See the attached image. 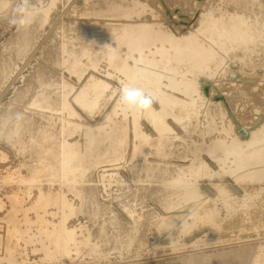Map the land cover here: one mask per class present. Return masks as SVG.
<instances>
[{"label":"rangeland","instance_id":"obj_1","mask_svg":"<svg viewBox=\"0 0 264 264\" xmlns=\"http://www.w3.org/2000/svg\"><path fill=\"white\" fill-rule=\"evenodd\" d=\"M1 2H0V7H2V9H0V62H1V60L3 61L2 63H0L1 64V68H0V134L2 135L1 137H0V256H1V254L2 253H4L5 252V250H3L4 249V247L2 248V246H3V244L1 243L2 241H3V239L5 238V240L7 239V238H11V239H14V238H17V235H19V234H21V233H24V232H26L28 229L29 230H31L32 232L34 231H38V226H40V224L42 223L41 222V219H42V221H45L44 223H49L50 225L51 224H54V223H56L57 222V219H59L60 217H61V213H59V212H61V211H63V213L65 214L66 213V216H68V222H69V224L70 225H73V226H76V227H78L77 228V230L79 231V232H77L76 233V235L79 237H77V242H78V244L80 245V246H78V252H77V254H76V256H74L73 258L74 259H71V258H67V256H64L63 257V259H64V261L62 262V261H58V260H60L59 258H58V256H59V254L58 253H53L54 252V250H52L53 252H52V254L50 253V252H48L47 250H45V248L43 247L44 246V243H46L45 241H41V240H39L40 239V237H39V235L37 234V237L39 238H37L36 239V237H34V239H35V242H30V241H27L28 243H27V246L28 247H26L27 249H26V253H28V258H31L32 260H29V259H23L22 258V260H21V257H17L16 259L18 260V263H17V261L16 262H14V264L16 263V264H26L27 262H28V264H49L48 262L50 261V264H148V263H152V264H182L181 263V258H178L177 256H179V257H181V255L184 253L185 255L187 254V255H189V253H200L201 251L203 252V251H214V250H220V249H222V248H226L228 245V247L227 248H230V249H233V247L234 246H237V248L236 247H234V248H236V249H238V247L239 246H241L242 245V243H243V245H249V246H253V248H255V250L256 249H264V211L262 210V209H259L260 207H259V203L257 202V203H252L253 201H252V199H251V195H253V196H255V195H257V193L259 192V190H260V187H256V186H254V188H252L253 186H251L250 184H248V186H241V185H239L238 183H236L235 182V178L236 177H239V175L241 176L242 174L244 175V171H237L234 175H230V174H228L227 175V182L223 185H219V186H221V187H212V185L210 184V183H208L207 181H206V177L210 174L209 172H207L206 171V169H203V168H200V167H202L201 166V164L203 165V163H207V165L208 166H210L211 168H213V169H218V165H217V162H216V160L213 158V156H211V153L209 154L208 153V151L211 149V146L212 145H214V144H216V142H219V141H221V140H225V138H227L229 135L228 134H230V138L231 137H233L234 139H236V138H241V139H248V138H250L251 136H253V135H255V134H258V132H259V134H262V132L264 131V62H262V61H264V53L263 52H261V51H259V48L261 47V42H262V40H264V32H262L263 30H264V26H262V25H264V15H262V14H264L262 11H263V9L262 8H264V0L263 1H257L260 5H263L262 6V8H261V6L259 5V4H256V5H258V6H254L252 3V1L251 0H244V2H243V0H242V2H241V0H236V2L234 3V1L235 0H230V1H232L231 3L229 2V0H226L225 1V6L224 5H222L224 2V0L222 1H219V0H122V1H120L119 0V2H118V0H116V1H114V0H109V3L107 2V1H103V0H30V7L32 6H34L32 9H36V8H39L40 9V12H41V14L40 13H38V14H36L37 15V17L35 16V19H34V21H33V23L32 24H30V25H28V26H18V25H10L9 23H8V16H9V13H10V11H11V8L13 7V5L16 3V0H0ZM3 1H5L4 3H3ZM6 1H8V2H6ZM106 4V2H107V5L105 6V8L106 7H108V8H104V5H103V2ZM125 1V2H124ZM250 2V3H247V2ZM10 2V3H9ZM102 2V3H101ZM114 2V4H112ZM119 3V4H117L118 6H116V3ZM121 2H122V4H121ZM212 2V3H211ZM227 2V3H226ZM228 2H229V4H228ZM237 2H238V5H237ZM241 2V3H240ZM3 3V4H2ZM34 3V4H33ZM94 3H96V5H98V6H96ZM99 3V4H98ZM123 3H124V5H123ZM214 3H216L215 4V6H214ZM217 3H220V4H218L221 8H222V10H224V14H223V11L220 9V7H219V9H218V5H217ZM4 4H6L5 6H4ZM11 4V5H10ZM32 4V5H31ZM102 5V8H104V10L101 8V5ZM142 4V5H141ZM226 4H228V5H226ZM232 4V5H231ZM236 4V5H235ZM241 4H243V5H240ZM252 5V6H249V5ZM2 5V6H1ZM52 5V6H51ZM100 5V6H99ZM111 5V6H110ZM113 5V6H112ZM131 5V6H130ZM210 5V6H209ZM247 5V6H246ZM120 6H122V7H120ZM157 6V7H156ZM212 6V7H211ZM233 6H235V7H237L236 9V11H235V7H233ZM238 6H239V8H238ZM110 7V8H109ZM116 7V8H115ZM118 7H119V9H118ZM210 7V8H209ZM223 7H224V9H223ZM228 7V8H227ZM244 7V8H243ZM247 7V8H246ZM251 7H253V9L251 8ZM5 8V9H4ZM44 8V10H42L41 11V9H43ZM111 8H113V9H111ZM138 8V9H137ZM209 8V9H208ZM217 8V9H216ZM233 8H234V10H233ZM249 8V9H248ZM254 8H255V10H254ZM259 8H261V10H259ZM97 9H99L98 11H97ZM110 9L112 10V12L110 11ZM115 9H117V10H115ZM208 9V10H207ZM214 9H216V10H214ZM228 9V11H226ZM242 9V10H241ZM251 9V10H250ZM258 9V10H257ZM5 10H6V13H8V14H6L5 13ZM102 10V11H101ZM106 10V11H105ZM113 10L115 11V12H113ZM145 10V11H144ZM153 10V11H152ZM209 10H210V13H212V14H210V17H209ZM217 10H219V11H217ZM231 10H232V12H231ZM239 10V11H238ZM240 10L242 11L241 13H243L244 14V17H245V19H246V15H247V19H246V23L242 26L243 28H244V31H245V27L247 28L246 30V32L245 33H247L246 34V40H241V42H242V44H241V42L240 43H238L239 41H240V39L238 40V38L236 39V37H235V31L232 29L233 27H232V24H231V21H232V17L231 16H233L234 14H236L237 12H240ZM244 10V11H243ZM246 10V11H245ZM253 10L256 12V14H254V12H253ZM257 10V11H256ZM8 11V12H7ZM95 11V12H94ZM100 11V12H99ZM104 11V12H103ZM125 11V12H124ZM235 11V12H234ZM250 11V12H249ZM253 13H252V12ZM42 12H43V14H42ZM45 12V13H44ZM97 12V13H96ZM102 12V13H101ZM110 12V13H109ZM204 12V13H203ZM205 12H208V13H205ZM216 12H217V14L219 13L221 16H223V15H225V13H226V17L224 18V17H219V14H218V19H219V22H222L221 24H220V27H222L221 29H222V31L224 32V30H225V32H226V30H227V32L225 33V34H228V35H230V36H228V37H225V38H223V39H227L226 41H222V39H218V37H217V39H216V31L217 30H215L216 28H213V27H211L212 25L210 24V26H207V25H209V23H210V20H209V18L211 19V16L215 19V18H217V16L215 17V15H217L216 14ZM229 14H228V13ZM231 12V13H230ZM244 12H246V13H244ZM105 13V14H104ZM107 13H109V14H107ZM120 13V14H119ZM222 13V14H221ZM252 13V14H251ZM2 14V15H1ZM5 14V15H4ZM93 14V15H92ZM96 14V15H95ZM99 14H103L102 16L101 15H99ZM108 16H107V15ZM206 14V15H205ZM230 14H231V16H230ZM233 14V15H232ZM250 14V15H249ZM255 16H254V15ZM260 14V15H259ZM4 15V16H3ZM39 15V16H38ZM98 15V16H97ZM200 15H202V16H200ZM257 15V16H256ZM1 16H3V17H1ZM43 16H45L44 18H43ZM228 16V17H227ZM249 16V17H248ZM251 16V17H250ZM259 16H261V17H259ZM41 17H42V20H41ZM94 17H96L95 18V20H94ZM114 17V19H110V18H113ZM202 17H205V18H203L202 19ZM231 19H230V18ZM257 18L256 20H252V19H250V18ZM263 17V18H262ZM38 18V19H37ZM99 18V19H98ZM226 18H229V19H227V20H229V21H226ZM109 19V20H108ZM154 19V20H153ZM200 19V21H198ZM206 19H207V21H208V23H206L207 21H206ZM217 19V20H218ZM261 19H263V20H261ZM38 22H41L42 24L40 25V23H38ZM41 20V21H40ZM46 20V21H45ZM87 20V21H86ZM96 20H97V22H96ZM112 20V21H111ZM141 22V21H144V22H148V23H150V24H152L153 22V24H152V28L154 29V28H156L157 26H159L160 28H159V30H157L158 28H156V29H154V31H156L155 32V34H153L154 35V37L156 36L157 38H160L161 36V40H164L165 42L164 43H169V42H173L175 39V42H177V43H181V42H187V43H193V42H195L196 44H197V41H198V51H200V52H198L197 50L195 51L199 56H197V54L195 53L194 54V57L192 56V59L193 60H196V62L194 61V63H192L191 65L189 64H187V66H186V69H185V67H183L184 69L182 70V69H176V71H174L173 69H171V67L172 68H175V67H177L178 66V63L175 61V60H173V62L171 61V64L173 65V66H171L170 64H168V63H165V62H163V61H160L161 62V64L159 63H157L156 65L157 66H155L156 67V69L158 70V71H162V73L165 75V77H163L164 79H163V83L165 84V85H163L162 87H161V91H163L164 92V90H165V94H173V96H175L177 99L180 97V99H186V101H187V103L188 104H185V107H182V106H177L176 105V107H170L169 108V106L167 107V105L165 106V108H169V109H175L176 108V113H175V110H172V112H170L169 111V109H168V111H169V115H167L168 117H166V119H167V121L171 124V126H173V128H174V134H178V137H173L172 135H174L173 133H171V135L170 134H168V135H170V136H168V138L166 137L165 138V140L162 142V144L165 146H163V145H161V148L160 149H162V150H160V149H158V146H157V144H158V134L156 133L157 131H154L153 130V128H151L152 127V125L150 126V124L151 123H149L150 122V118H149V116L147 115V114H142V117H141V121H142V128H143V130L144 131H146L148 134H150V136H151V138H150V143H153V144H151L152 146H151V148H150V154H148L147 155V153H145V154H143L144 155V158H143V155H138V156H133V154H131V153H133V152H131V150H132V147H133V138L131 137V138H129L130 140V145H129V148H127V150H126V152L124 153V156H122V157H124V161L122 162V160H123V158L119 161V159H120V157L118 158V157H116V155L115 154H107V155H105L103 158L104 159H106L107 157H109V156H111V157H109V158H107L110 162H113V163H115V165L114 164H112L113 165V167H112V165L110 164V162L106 159L105 160V162H103V165L101 164L102 162H100L101 161V156L99 155V152H101V151H104V150H106V147H107V149L109 148V139H106V138H103V139H105V141L104 140H102L103 141V143L100 141V143L98 144V146L96 147V148H92V149H90L87 153H86V155L88 154V156H79L78 158H76V160L77 159H79V160H81V158L83 159V160H81V161H79V162H81L82 163V161H83V164H80V166L82 167V169L81 170H83L84 171V173L80 170L79 172H78V175H77V177L78 178H80L79 179V185H82L85 181H87V182H85L86 183V185H85V183H84V185L85 186H79L78 185V182L77 183H75L74 185H76V186H78V187H76V186H71V188L70 187H68V186H66V185H60V183L57 181V182H51L50 184H48L49 182H50V180H45L44 178H47V177H49V176H51V175H54L55 177H57V175H56V172L55 171H57V169L56 170H53L52 172H48V171H43L42 169H40L38 166V164L37 163H40L39 161H41V155L43 154V147L44 148H46V147H48L49 145H51V146H53V147H56V144H57V142H58V140H60V138L61 139H63V137H66V139L65 140H67L70 144H71V142L72 143H74L76 140H77V138H78V140H79V138L81 137V135H82V131L81 132H75V130L71 133L70 131L68 132V131H66L67 132V134H66V132L65 131H62L61 130V127L60 126H62L61 124L63 123V120H77V121H80V122H83V123H90V124H95V123H98V122H100L101 121V119L102 118H104V116H105V112L107 111V110H109L110 108H111V105L112 104H109L108 106H107V108L104 110L103 109V111L102 112H99L98 113V111L97 110H95L93 113H88V111L85 109V108H90V106L87 104V102H88V99L90 100L93 96H94V92L92 93V92H90V91H85L84 93H83V91H80V89L79 88H81V86H82V84L83 83H85L87 80H85V79H87V78H89V76L90 75H96V76H98V77H100V78H103V79H105L106 81H108V82H110L111 83V89H109L110 90V92L108 93L109 95H110V93L113 91V90H116V93H115V95H114V97H116V96H119V93H118V89H119V87H120V84L123 82V81H121V78L122 79H125V76H124V74L122 73V72H120V70L118 71L116 68H115V66L113 65V64H106V62L105 61H108L106 58H102V55L101 54H98L97 52L94 54V56H98V57H93V54H91L90 56L89 55H87V54H85V56L84 57H81L80 56V54H81V52H80V50H82V54H83V52H87V51H89V50H84V49H88L87 47H89V46H87V45H89V37H90V39H91V37L93 38L95 35H97V34H100V36H103V37H105V38H111L112 40H113V46L116 44L117 45V41L115 40L116 39V37L114 36V35H111L110 34V36L108 35V34H106V33H108V32H110L109 30H111V28H110V25H106L105 23H107L108 24V22L109 23H112V22ZM118 20V21H117ZM205 21V23H204V21ZM260 20V21H259ZM45 21V22H44ZM80 22V23H76V22ZM106 21V22H105ZM111 21V22H110ZM201 21H203V23L201 22ZM226 23H225V22ZM248 21V22H247ZM250 21V22H249ZM252 21L254 22V21H259L258 23L257 22H254L253 24H252ZM77 24H75V23ZM85 23V24H83V23ZM89 22H90V24H89ZM91 22H92V25H91ZM94 22H96L95 24H93ZM104 22V23H103ZM155 22H157V23H155ZM229 22H230V24H229ZM36 25H35V24ZM45 23V24H44ZM101 23V25H99ZM248 23V24H247ZM39 24V25H38ZM80 26H79V25ZM86 24H87V27H85L86 26ZM97 24H98V26H97ZM105 24V25H104ZM155 24V25H154ZM158 24V25H157ZM203 24H204V26H203ZM207 24V25H206ZM223 24H225V25H223ZM252 24V25H251ZM261 26H260V25ZM38 25V26H37ZM76 25V26H75ZM82 25H83V28H84V30H83V28H82ZM89 25H91L90 27L92 28H90V27H88ZM94 25L95 26H97V28L95 29V27H94ZM103 25V26H102ZM163 26V27H161V26ZM198 25H200L199 27H198ZM222 25V26H221ZM230 25V26H229ZM247 25V26H246ZM250 25V26H249ZM253 25H255V26H253ZM257 25H259V26H257ZM31 26V27H30ZM35 26V27H34ZM93 26V27H92ZM101 26V27H100ZM156 26V27H155ZM197 26V27H196ZM203 26V27H202ZM224 26H227V28L225 27L224 28ZM258 28H257V27ZM18 27H22V28H18ZM24 27V28H23ZM32 27H33V29H32ZM39 29H37V28ZM39 27H41V29L39 28ZM78 27H80L79 29H78ZM200 27L202 28V29H200ZM205 27V29H203ZM207 27H210V28H212V29H207ZM228 27H229V29H228ZM249 27V28H248ZM250 27H252V28H250ZM261 27V28H260ZM17 29V32H18V30H19V35H18V33L16 34V36L14 35L15 33H14V31H16V30H14V29ZM28 28H29V32L27 33L26 32V30L28 31ZM31 28V29H30ZM43 28V29H42ZM86 28H88L89 29V31L86 29ZM163 28H165L164 30H162ZM198 30H197V29ZM253 28H254V30L257 32V29H258V32L256 33L254 30H253ZM257 28V29H256ZM260 28V29H259ZM23 29V30H22ZM81 29H82V33H81ZM85 29H86V31H85ZM195 29V30H194ZM262 29V30H261ZM14 30V31H13ZM20 30H21V32H20ZM25 30V31H24ZM33 30V31H32ZM37 30V35H35V33H34V31H36ZM90 30H91V32H90ZM93 30V31H92ZM95 30V31H94ZM97 30V31H96ZM105 30V31H104ZM167 30V31H166ZM168 30H169V32H168ZM189 30V31H188ZM200 30H201V32H200ZM204 30V31H203ZM213 30H214V33H213ZM228 30H229V32H228ZM248 30L250 31V32H248ZM39 31V32H38ZM76 31H77V33H76ZM79 31V32H78ZM84 31V32H83ZM162 33H161V32ZM164 31V32H163ZM166 31V32H165ZM188 31V32H187ZM203 31V32H202ZM230 31H231V33H230ZM23 32V33H22ZM31 32V33H30ZM87 32V33H86ZM104 32V33H103ZM158 32V33H157ZM197 32H198V34H197ZM207 32L209 33V35H206L207 34ZM260 32H262L261 34H262V37H261V34H260ZM13 34V36L11 35V34ZM20 33H21V35H22V37H23V39L24 38H27V36L29 35V33H30V35H32V37L29 35L28 37V39L27 40H22V37H21V35H20ZM25 33V34H24ZM28 35H27V34ZM34 33V34H33ZM76 33V34H75ZM80 33V34H79ZM84 33H85V35H84ZM91 33V34H90ZM97 33V34H96ZM152 33H154L153 31H152ZM160 33V34H159ZM163 33H166V34H163ZM171 34L169 37L167 36V34ZM181 33V34H180ZM188 33V34H187ZM200 33H203L202 34V36L204 37V34H205V36H206V38H203L201 35H200ZM232 33H234L233 34V36L231 35ZM251 35H250V34ZM79 34V35H78ZM162 34V35H161ZM172 34H173V36H172ZM184 34V36H182ZM191 34V35H190ZM212 34H215V35H212ZM255 35V36H252V35ZM78 35V36H77ZM87 35H89V36H87ZM93 35V36H92ZM108 35V36H107ZM158 35H160L159 37H158ZM176 35V36H175ZM179 35H181V36H179ZM186 35H188V36H186ZM196 35H197V38H195L196 37ZM210 35L211 36H214L213 38L214 39H211V37H210ZM247 35L249 36V37H247ZM258 37H257V36ZM260 35V36H259ZM10 36H12V37H10ZM19 36V37H18ZM33 36H35V39L33 38ZM82 36V37H81ZM163 36H164V38H166V39H164L163 38ZM234 37L233 38V40H231L230 38H232V37ZM16 37H18V39L20 40V38H21V40L19 41ZM31 37V38H30ZM78 37H81V39L80 38H78ZM88 37V39H86ZM99 37V36H98ZM174 37V38H173ZM178 37V38H177ZM182 37V38H181ZM183 37H187L186 39L185 38H183ZM191 37H193V39L191 38ZM230 37V38H229ZM252 37V38H251ZM8 38V40H6ZM71 38H74V39H71ZM113 38H115V39H113ZM169 38H170V41H169ZM209 38H210V40H209ZM228 38L230 39V41L228 40ZM248 38H249V40H248ZM251 38V39H250ZM256 38H257V40H261V42L260 41H258V42H254V41H257L256 40ZM260 38V39H259ZM5 39V40H4ZM11 39V40H10ZM16 39V40H15ZM31 39V40H30ZM33 39H34V41H33ZM183 41H182V40ZM187 40V41H185V40ZM188 39H190V40H188ZM195 39V40H194ZM198 39V40H197ZM202 39V40H201ZM204 39V40H203ZM253 39V40H252ZM70 40H74L76 43H74V42H72V41H70ZM81 40V41H80ZM88 40V41H87ZM168 40V41H167ZM178 40H180V41H178ZM211 40H213V41H211ZM215 40H216V42H217V44H216V42H215ZM2 41H3V43H2ZM6 41H8V44H7V42ZM12 41V42H11ZM17 41H19L20 42V44L17 42ZM22 41H24V42H22ZM29 41H31V42H29ZM33 41V42H32ZM64 41V42H63ZM67 41H69V42H67ZM78 41V42H77ZM189 41H191V42H189ZM193 41V42H192ZM228 41L229 42H232V43H230L231 44V46L229 47V46H227V45H230V44H227L228 43ZM235 41H236V44H235ZM244 41H247V42H244ZM250 43H252V42H254L253 44H252V46H253V48L256 46V45H258L259 46V43H260V47H258V46H256L257 47V49H252V47H251V44L249 45V42ZM12 44H11V43ZM22 42V43H21ZM29 42V43H28ZM72 42V43H71ZM83 43V42H85V45H84V43L83 44H81V43ZM86 42H89L88 44H86ZM212 42L214 43V44H212ZM218 42H219V45H218ZM224 42V43H223ZM227 42V43H226ZM244 42V43H243ZM15 43V44H14ZM17 43V44H16ZM26 43L28 44V45H30V47L28 46V45H26ZM32 43V44H31ZM64 43L67 45V47H66V45L64 46ZM78 43L80 44L79 46H78ZM202 43H203V45H202ZM222 43L224 44V45H222ZM238 43V44H237ZM4 44H6V45H9V47L8 46H4ZM22 45V47L20 48V46L19 45ZM69 44V45H68ZM70 44H72V45H70ZM95 43H93V45H94ZM201 44V45H200ZM205 44V45H204ZM11 45H12V47H14V48H12L11 47ZM14 45V46H13ZM18 47H16V46ZM24 45V46H23ZM73 45L75 46L74 48H73ZM84 45V47L83 48H81L82 46ZM96 45V44H95ZM94 45V46H95ZM210 45V46H209ZM222 47H221V46ZM236 47H235V46ZM243 45H248V47L247 46H245L244 48H246V49H244L243 48ZM255 45V46H254ZM25 46H27V47H29V49L27 48V47H25ZM70 46H72L70 49H69V47ZM204 46V47H203ZM226 46V47H225ZM233 46V49H232V51H231V49L229 50L228 48H231ZM240 46V47H239ZM6 47H8V48H6ZM25 47V48H24ZM50 47V48H49ZM77 47V48H76ZM80 47V48H79ZM210 49H209V48ZM234 47H235V51L233 52V50H234ZM249 47H250V49L251 50H249ZM263 47H264V41H263V43H262V48H260V50H262V51H264V49H263ZM7 49V50H5V51H3L4 49ZM17 50H16V49ZM33 48V49H32ZM64 48V49H63ZM67 48V50H65ZM201 48V49H200ZM204 48H206L205 49V51H208V49L209 50H211V51H208V52H204ZM220 50H219V49ZM223 48H224V50H223ZM226 48V49H225ZM239 48V49H238ZM240 48H241V50H240ZM242 48H243V50H246L247 51V53H246V55H245V51H243V52H241L242 51ZM248 48V49H247ZM2 49V50H1ZM9 49V50H8ZM22 49H24V50H22ZM27 49L29 50V51H27ZM48 49V50H47ZM63 49V51H61ZM68 49H69V51H71L70 53L68 52ZM203 49V50H202ZM237 49V50H236ZM11 50V51H10ZM12 50H14V51H12ZM26 50V51H25ZM75 50H76V52H75ZM227 50V51H226ZM239 50H240V52H239ZM253 50H255L254 52H253ZM16 51V52H15ZM22 52V53H20V52ZM77 51H79V52H77ZM212 51H216V52H214V53H217V54H214ZM7 52V53H6ZM15 52V53H14ZM27 52V53H26ZM48 52V53H47ZM74 52V53H73ZM202 52H204V53H202ZM233 52V53H232ZM239 52V53H238ZM250 52V53H249ZM252 52V53H251ZM259 53V55H258V53ZM6 53V54H5ZM14 53V54H13ZM17 53V54H16ZM64 53V54H63ZM67 53H68V55H67ZM72 53V54H71ZM88 53V52H87ZM200 53V54H199ZM209 53V54H208ZM214 55H216V56H214ZM218 53H219V56H218ZM225 53H226V55H225ZM229 53H232V54H230V57H229ZM255 53V54H254ZM263 53V54H262ZM20 54V56H18ZM22 54H24V55H22ZM63 54V55H62ZM74 54H76V57H81V59H80V65L78 64L77 65V67H73V64H69L68 65V63H73L72 62V60L73 59H75V56H74ZM81 54V55H82ZM206 54V58H207V56H208V58L207 59H209L210 58V56H211V60L209 59L208 61H207V59L205 58V55ZM235 54H237V55H239V57H237V55H235ZM242 54V55H241ZM248 54V55H247ZM253 55V56H251V55ZM258 56H257V55ZM260 54H262L263 55V58L262 59H260L261 57H262V55H260ZM7 56V58H5L6 56ZM66 55L68 56V57H66ZM69 55H70V58H69ZM84 55V54H83ZM82 55V56H83ZM89 56L90 58H92V59H90L89 57H87V56ZM203 57V59H202V57ZM213 55V56H212ZM221 55V56H220ZM232 55L233 56H235L234 58L232 57ZM4 56V57H3ZM197 56V57H196ZM242 56H244V58H242ZM246 56V57H245ZM249 56V57H248ZM250 56H251V58H250ZM257 56V57H256ZM260 56V57H259ZM18 57V58H17ZM71 57H73V58H71ZM196 57V58H195ZM199 57H201V58H199ZM212 57H214L213 59H212ZM218 59H216V58ZM225 57V58H224ZM45 58V59H44ZM61 58V59H60ZM67 58V60H64V59H66ZM70 60H69V59ZM187 58V57H186ZM189 58V57H188ZM222 58V59H221ZM227 58V59H226ZM232 58V59H231ZM237 58H238V61H235V60H237ZM243 59V61H242V59ZM245 58H246V60H245ZM248 58V59H247ZM252 58H254V59H252ZM257 58V59H256ZM11 59V60H10ZM104 59H105V61H104ZM200 59L202 60V61H200ZM214 59H216V60H214ZM224 59V60H223ZM230 59V60H229ZM255 59H256V61H255ZM259 59V60H258ZM89 60V61H88ZM100 60V61H99ZM197 60H198V62H197ZM206 60V61H205ZM214 61V63H212L213 61ZM220 60H222V61H220ZM227 60V61H226ZM240 60V61H239ZM247 60L249 61L248 63H249V65L247 64ZM261 60V61H260ZM70 61V62H69ZM208 62V63H206L205 64V62ZM216 61V62H215ZM253 61H254V63H253ZM258 61H259V63H258ZM7 62H9V65H7L8 63ZM11 62V63H10ZM162 62H163V67H162ZM202 62V63H201ZM209 62L211 63V64H209ZM224 64H223V63ZM245 64H244V63ZM252 62V63H251ZM256 62V63H255ZM4 63H7V64H4ZM13 63H15L14 65H13ZM58 63V64H57ZM176 63V64H175ZM200 63V64H199ZM221 63V64H220ZM225 63L227 64L226 66H227V68H225L226 66H224L225 65ZM242 63V64H241ZM260 63H262L263 64V66H260V65H262V64H260ZM13 66H15V67H13ZM38 64V65H37ZM64 64V65H63ZM95 64V65H94ZM168 64V66H165V65H167ZM206 66H205V65ZM219 64L220 65H222V67L221 66H219ZM254 64H255V67H254ZM3 65V66H2ZM161 65V66H160ZM171 67H170V66ZM195 65H196V67H195ZM208 65H210V67L208 66ZM211 65H212V67H211ZM213 65L215 66V67H213ZM218 65V66H217ZM242 65H244V66H242ZM245 65H247V66H245ZM13 68H12V67ZM32 66V67H31ZM88 66V67H87ZM160 68H159V67ZM200 68H199V67ZM203 66V67H202ZM208 66V67H207ZM250 66V67H249ZM260 66V67H259ZM5 67H9L8 68V71L11 73H8V71H7V68H6V70L4 71V69H5ZM18 67V68H17ZM69 67H71V70H70V68ZM164 67H165V69H164ZM166 67H167V69H166ZM251 67H254L253 68V70H252V68ZM259 67V68H258ZM263 67V68H262ZM4 68V69H3ZM72 68H74V69H72ZM192 68V69H191ZM194 68V69H193ZM196 68V69H195ZM198 68L200 69V70H202L203 68H205V70L203 69L202 71H199L198 70ZM207 68H208V70H207ZM209 68L211 69L210 71H209ZM214 68H216V69H214ZM218 68H221L220 70H218ZM262 68V69H261ZM3 71H2V70ZM15 69V70H14ZM43 71H42V70ZM171 71H170V70ZM188 69V70H187ZM223 69V70H222ZM39 70V71H38ZM166 72H165V71ZM191 70V71H190ZM209 71V72H207V71ZM212 70H214V71H212ZM224 70H225V73H224ZM15 71V72H14ZM84 71V72H83ZM179 71V72H178ZM204 71V72H203ZM212 71V73L210 74V72ZM215 71H216V73H217V75H216V73H215ZM222 71V73H220ZM5 72H7L6 73V75H5V77L3 76L4 74H5ZM170 72H171V74H170ZM177 73L176 74V76L177 75H179L178 77H183L184 79L185 78H187L188 79V81H192L193 82V87L194 88H196L197 89V93L195 92L194 94L192 93V96H193V98H194V100L196 99V96H198L197 97V99H200V97H202L200 100L202 101V102H200L199 100H197V101H194L195 103H197L196 105H195V103L193 102V103H189L188 101L190 100V97L186 94L185 95V93L183 92H181V90H183V87H184V85H186V86H189V85H187V84H183V85H181V84H179V86L176 84H174L173 85V83L170 81L171 80V78L170 77H172V75H174L175 73ZM195 74H194V73ZM199 72V73H198ZM200 72L202 73V74H200ZM41 73V74H40ZM48 73V74H47ZM167 73H168V77H167ZM173 73V74H172ZM180 73V74H179ZM182 73V74H181ZM184 73V74H183ZM190 73V74H189ZM193 73V74H192ZM208 73H209V76H211V77H209L208 76ZM213 73L215 74L214 76H213ZM219 73V74H218ZM8 74H10V75H8ZM13 74V75H12ZM45 76H44V75ZM197 74V75H196ZM220 74H222V75H220ZM224 74V75H223ZM43 75V76H42ZM171 75V76H170ZM190 75V76H189ZM191 75L193 76V77H191ZM199 75H201V76H199ZM207 75V76H206ZM226 75V76H225ZM47 76V77H46ZM52 77V76H55V77H52V78H49L48 79V77ZM57 76H58V79H57ZM59 76L61 77H63L64 79H61L60 78V80H59ZM88 76V77H87ZM196 76H198V78H196ZM213 76V77H212ZM223 76V77H222ZM3 77V78H2ZM6 77H7V79L8 80H6ZM13 77V78H12ZM36 77H38V78H36ZM44 77V78H43ZM180 77V78H181ZM191 79H190V78ZM206 77V78H205ZM225 77V78H224ZM4 78H5V80H4ZM55 78L57 79V82H56V85H58L59 86V89H58V86H56V85H54V83H55ZM166 78V79H165ZM208 78V79H207ZM37 79V80H36ZM52 79H54V80H52ZM66 79V80H65ZM168 79V80H167ZM39 80V81H38ZM41 80V81H40ZM42 80H44V81H42ZM49 80V81H48ZM62 80L64 81V83L62 82ZM85 80V81H84ZM165 80H167V82L165 81ZM186 80V79H185ZM198 80V81H197ZM208 80V81H207ZM28 81H29V83H28ZM60 81H61V84H60ZM195 81V82H194ZM22 82V83H21ZM31 82V83H30ZM38 82V83H37ZM49 82H52V83H49ZM67 82V83H66ZM71 84H70V83ZM73 82V83H72ZM172 83V86L170 87V85H171V83ZM204 82V83H203ZM37 83V84H36ZM44 83V84H43ZM47 83V84H46ZM57 83H59L61 86L63 85V87L62 88H60V85L59 84H57ZM66 83V84H65ZM194 83H196V84H194ZM200 85H199V84ZM25 84V85H24ZM28 84H30V86L28 85ZM38 84H40V86L38 85ZM44 85V87H42L43 85ZM50 84V86H52V87H54V86H56L55 88H53L52 89V87L51 88H49V87H47L48 85ZM65 84V85H64ZM67 84H70V85H67ZM169 84V85H168ZM46 85V86H45ZM167 85V86H166ZM198 85H199V87H198ZM241 85V86H240ZM26 86V88H24ZM29 86V88H27ZM64 86H66V87H68L69 86V88H66V87H64ZM140 87L141 88V86H140V84L139 83H137V85H136V87ZM143 86V85H142ZM169 86V87H168ZM182 86V87H181ZM16 87V88H15ZM41 87V88H40ZM46 87V92H45V90H44V88ZM145 87V88H144ZM151 87V88H150ZM178 87V88H177ZM181 87V88H180ZM24 88V89H23ZM39 88H40V90H39ZM147 88V90H146V92L150 89V91H152L151 89L153 88L152 87V85H149V87H147V86H143L142 87V89H146ZM167 88V89H166ZM174 88V89H173ZM176 88V89H175ZM180 88V89H179ZM244 88V89H243ZM27 89H29V90H27ZM36 89V90H35ZM48 89H51V90H48ZM58 89V91H56V90ZM62 89H64V91L62 90ZM178 89V90H177ZM241 89V90H240ZM24 90V92H26V93H24V92H22V91ZM27 90V91H26ZM42 90V91H41ZM43 90H44V92H43ZM54 90L56 91V92H54ZM78 90V91H77ZM167 90V91H166ZM177 90V91H176ZM199 90V91H198ZM243 90V91H242ZM247 92H245V91ZM21 92L22 94H20L19 95V93L18 92ZM29 91V92H28ZM40 93H38V92ZM47 91H49V92H47ZM61 91H62V94H61ZM77 91V92H76ZM79 91H80V93H79ZM148 92V93H151V92ZM242 91V92H241ZM27 92L29 93L28 95H26L27 94ZM31 92V93H30ZM35 92H37L36 94L37 95H35ZM50 92H53V93H50ZM169 92H172V93H169ZM198 92H200L199 94H198ZM245 92V93H244ZM16 93H18V94H16ZM42 93H44L43 95H42ZM46 93V94H45ZM88 93V94H87ZM91 95H90V94ZM39 94V95H38ZM85 94V95H84ZM196 94V95H195ZM245 94V95H244ZM17 95V96H16ZM22 95V98H21V100H20V97L19 96H21ZM23 95H24V97H23ZM26 95V96H25ZM93 95V96H92ZM108 95V96H109ZM185 95V96H184ZM195 95V96H194ZM201 95V96H200ZM247 95V96H246ZM36 96V97H35ZM38 96H42V97H38ZM188 96V97H187ZM244 98H243V97ZM254 96V97H253ZM19 97V98H18ZM48 98V100H44L45 101V103L43 102V98ZM90 97V98H89ZM10 98H12V99H10ZM33 98V100H31V99ZM34 98H36V99H38V101H39V99L41 98V100H40V102H38L37 100H36V102L39 104V106H38V104H34V102H35V99ZM188 98H189V100H188ZM248 98V99H247ZM252 98V99H251ZM238 99V100H237ZM60 100V101H59ZM62 100H64V101H62ZM235 100V101H234ZM241 100H243V101H241ZM8 101V102H7ZM30 101V102H29ZM70 102L71 104H72V106L77 110V112L80 114L79 115V117L78 116H69L70 114L68 113L69 111L67 110V109H65V107H64V104L66 103V102ZM159 100H157V99H155V102L153 103V106L155 105V107H157L158 109L159 108H161V105L159 104V103H161V102H158ZM10 102V103H9ZM35 102V103H36ZM203 102H205L204 104H205V106L203 105ZM211 102V103H210ZM12 103V104H11ZM20 103V104H19ZM28 103V104H27ZM32 103V106H29L30 104ZM52 105L53 106V109H52V106H48L49 107V109L50 110H48V107H47V105ZM61 103H63V110L62 109H60L61 108ZM209 104V107H208V104ZM213 103L216 105H213ZM221 103V106L219 105ZM190 104H192V105H190ZM217 104H218V106H217ZM35 105V106H34ZM57 105H58V107H57ZM213 105V106H212ZM10 106V107H9ZM22 106V107H21ZM34 106V107H33ZM42 106V107H41ZM44 106V107H43ZM188 106V107H187ZM192 106H195V107H192ZM201 106H204V107H202V108H200ZM7 107V108H6ZM45 107H47V108H45ZM60 107V108H59ZM177 107L179 108V109H177ZM190 107V108H189ZM192 107V108H191ZM199 107V108H198ZM213 109H212V108ZM220 107V110L218 109ZM222 107V108H221ZM9 108V109H8ZM13 108V109H12ZM40 108H44V110H42V109H40ZM56 108H58L57 110H56ZM180 108H182V109H184V110H180ZM191 109L190 111H187V110H189V109ZM209 108V110L207 111V109ZM214 108H216V109H214ZM15 109V110H14ZM47 109V110H46ZM195 110L194 112H193V110ZM197 109H199L198 111H197ZM222 109H223V111H222ZM6 110V111H5ZM8 110V111H7ZM12 110V111H11ZM19 110V111H18ZM53 110V111H52ZM54 110H56V112L54 111ZM59 110H60V112H62V113H60L59 112ZM62 110V111H61ZM186 110V111H185ZM202 110H203V112H202ZM219 112H218V111ZM3 111H5V112H3ZM211 111L213 112V114H211ZM9 112H11V113H9ZM177 112H179V113H177ZM183 113V115H184V117H186L185 119H184V117H183V115H182V113ZM185 112H187L188 114H186ZM193 112V113H192ZM201 112V113H200ZM208 112V113H207ZM217 114H216V113ZM14 113V114H13ZM18 113V114H20V118H17V115L16 114ZM37 113V114H36ZM175 113V114H174ZM206 113H207V115H206ZM225 113V115H223ZM13 114V115H12ZM31 115V116H29V115ZM60 114V115H59ZM62 114V115H61ZM69 114V115H68ZM171 114V115H170ZM172 114H174L173 116H172ZM177 114V115H176ZM178 114H179V116H178ZM194 114V115H193ZM8 115H12V116H8ZM28 115V117H26ZM144 115V116H143ZM147 115V116H146ZM176 115V116H175ZM180 115L182 116V119H184V120H179L181 117H180ZM189 115V116H188ZM193 115V117H194V119H195V121H194V119H193V117H191ZM202 115H203V117L205 116V118H203L202 117ZM208 115H209V117H208ZM213 116V118L216 116V117H221L222 115V117L221 118H212V116ZM221 115V116H220ZM6 116H8L9 118H5ZM16 117V119H15V117ZM60 116V117H59ZM146 116V117H145ZM169 116H171L172 118H170ZM198 116V117H197ZM12 117V118H11ZM175 117V118H174ZM176 117H178L177 119L178 120H175L176 119ZM180 117V118H179ZM201 117V118H200ZM3 118V119H2ZM5 118V119H4ZM13 118H14V120H13ZM34 118V119H33ZM51 118V119H50ZM59 118H61L60 119V121L58 120ZM189 118V119H188ZM191 118V119H190ZM200 118V119H199ZM206 118H208V119H206ZM210 118H212V119H210ZM1 119L3 120V121H1ZM11 119V120H10ZM31 121H30V120ZM40 119V120H39ZM172 119V120H171ZM174 119V120H173ZM197 119V120H196ZM205 119V120H204ZM217 119V120H216ZM219 119V120H218ZM222 119V120H221ZM4 120H5V122H4ZM8 120H9V122H12V123H10L9 124V122H8ZM58 120V121H57ZM189 120V121H188ZM192 120V121H191ZM225 120H226V122H225ZM49 121H50V123H49ZM52 121V122H51ZM66 121H64L65 123H66ZM174 121H176V122H174ZM187 122V126H186V122ZM202 121V122H201ZM213 121V122H212ZM220 123H219V122ZM3 122V123H2ZM14 122V123H13ZM30 122V123H29ZM57 122H58V124H57ZM59 122L61 123L60 125H59ZM181 124H179V123ZM192 122V123H191ZM211 124H210V123ZM218 122V123H217ZM24 123V124H23ZM27 123V124H26ZM29 123V124H28ZM33 123V124H32ZM37 123V124H36ZM41 123V124H40ZM64 123V124H65ZM144 123V124H143ZM177 123V124H176ZM195 123V124H194ZM196 123H197V126H196ZM201 123H202V125H201ZM204 123V124H203ZM208 125H207V124ZM217 123V124H216ZM15 124V126H17V128H15V127H12L11 125H14ZM216 124V125H215ZM2 125H3V127H2ZM26 125H28V127L26 126ZM51 127H50V126ZM53 125H56L55 127L53 126ZM179 125V126H178ZM190 125V126H189ZM194 125V126H193ZM201 127H200V126ZM204 125H206V126H204ZM225 125H226V127H225ZM12 130L13 128V130L12 131H10V129L8 128V127ZM25 126V127H24ZM31 126V127H30ZM35 126V127H34ZM181 126V127H180ZM183 126V127H182ZM192 126V127H191ZM208 126V127H207ZM214 126H216L215 128H214ZM221 126V127H220ZM57 127H58V129H60V131H58V129H57ZM189 127V128H188ZM193 127H194V129H193ZM196 127V128H195ZM197 127H199L198 129H197ZM203 127V128H202ZM207 127V128H206ZM224 127V128H223ZM228 127V128H227ZM7 130V132H6V130ZM24 128H28V130L26 131V129H24ZM30 128V129H29ZM51 130H50V129ZM183 128H185L183 131L181 130V129H183ZM209 128H211V129H209ZM217 128V129H216ZM223 128V129H222ZM261 128H263V129H261ZM4 131H3V130ZM16 129V130H15ZM25 131H24V130ZM32 129V131H30ZM207 129H209V131L207 130ZM219 129H220V132H219ZM226 129V130H225ZM15 130V131H14ZM34 130V131H33ZM187 130V131H186ZM192 130V131H191ZM211 130H212V132H211ZM214 130H216L215 132H214ZM223 130V131H222ZM255 130V131H254ZM257 130V131H256ZM263 130V131H262ZM54 131V132H53ZM57 131V132H56ZM189 131V134L187 133ZM197 131V132H196ZM204 131V132H203ZM208 131V132H207ZM226 131H228L227 133H226ZM4 132H6V133H4ZM13 133V135L16 133V135H14L12 138L11 137H9L12 133ZM29 134H28V133ZM32 132V133H31ZM48 133V135H47V133ZM52 132H53V134H52ZM60 132V133H59ZM63 132V133H62ZM185 132H186V134H185ZM192 132V133H191ZM206 132V133H205ZM231 132V133H230ZM253 132V133H252ZM31 133V134H30ZM57 133H59V135H56ZM65 133V134H64ZM68 133L69 134H73V135H68ZM81 133V135H79ZM202 133H205V134H203L202 135ZM223 133H225V134H227V135H225V137H224V134ZM9 134V135H8ZM52 135V136H54V137H52V136H50V135ZM62 134H64L63 135V137H62ZM78 134V135H77ZM213 136H212V135ZM216 134V136H214ZM234 134V135H233ZM252 134V135H251ZM3 135H8V136H4L3 137ZM66 135V136H65ZM70 137V140H69V138H68V136ZM190 135V136H189ZM193 135H196V136H193ZM232 135V136H231ZM262 135H264V134H262ZM29 136H30V138H29ZM33 136V137H32ZM59 136V137H58ZM155 136V137H154ZM190 138H189V137ZM198 136V137H197ZM199 136H200V138H199ZM220 136H221V139H220ZM223 136V137H222ZM234 136H236V137H234ZM14 137H16V138H14ZM47 137H52V139L51 140H49L50 138H47ZM56 137H58V138H56ZM82 137H83V135H82ZM82 137L80 138V140H82ZM171 137V138H170ZM172 137H173V139L174 138H178V139H172ZM181 137V138H180ZM193 137V138H192ZM197 137V138H196ZM202 137V138H201ZM206 137H208V138H206ZM20 138V139H19ZM152 138H154V139H152ZM199 138V139H198ZM211 138V139H210ZM216 138H218V139H216ZM223 138V139H222ZM230 138H227L226 140H227V142H230L233 138H231V140H229ZM32 139H34V140H32ZM169 139V140H168ZM195 139H196V141H195ZM216 139V140H215ZM233 139V140H234ZM72 140V141H71ZM170 140H171V142H170ZM179 142H178V141ZM184 140V141H183ZM192 140V141H191ZM210 140H213V141H210ZM215 140V141H214ZM218 140V141H217ZM225 140V141H226ZM31 141V142H30ZM168 141V142H167ZM177 141V142H176ZM201 141H203V142H200ZM209 141V142H208ZM32 142H34L35 143V145H34V143H32ZM105 142V143H104ZM165 142V143H164ZM176 142V143H175ZM182 142H185V143H182ZM193 142V143H192ZM194 142H196V143H194ZM207 142V143H206ZM212 142H214V143H212ZM28 143V144H27ZM108 143V144H107ZM181 143V144H180ZM188 143H190V144H188ZM197 143H199V144H197ZM203 143V144H202ZM212 144L211 146L209 145V144ZM104 145V148H103V145ZM106 144H107V146H106ZM132 144V145H131ZM138 144H140V143H138ZM168 144V145H167ZM173 144V145H172ZM176 144V145H175ZM182 144H183V146H182ZM198 146H197V145ZM201 144V145H200ZM205 144H207V145H205ZM34 145V146H33ZM99 145H101V146H99ZM178 145L180 146V147H178ZM190 146V148L188 147V146ZM155 146V147H154ZM185 146H187V147H185ZM195 146V147H194ZM197 146V147H196ZM200 146V147H199ZM208 146H209V148H208ZM102 148L101 149V151L100 150H98V148ZM163 147L165 148L164 150H163ZM167 147V148H166ZM172 147V148H171ZM194 147V148H193ZM30 148H32V149H30ZM35 148V151L33 150ZM153 148V149H152ZM186 148V149H185ZM199 148V149H198ZM200 148H202V149H200ZM205 148H207V150H204ZM218 148V147H217ZM217 148H216V151H218L217 150ZM30 149V150H29ZM55 149V148H54ZM93 149H94V152H95V154H94V152H93ZM95 149H96V151H95ZM128 149H129V151H128ZM156 149H158L159 150V153H158V150H156ZM172 149V150H171ZM178 149V150H177ZM185 149V150H184ZM192 149V150H191ZM29 150V151H28ZM92 150V151H91ZM168 150H170V151H168V153H167V151ZM187 150V151H186ZM200 150H202V151H200ZM214 150H215V147H214ZM21 151V152H20ZM98 151V152H97ZM109 151V150H108ZM151 151H154L155 152V154H154V152H151ZM162 151H164V153L162 152ZM180 151V152H179ZM184 151H186V152H184ZM195 151H197V153L195 152ZM199 151V152H198ZM204 151V152H203ZM207 151V153H205ZM89 152H91V153H89ZM161 152V153H160ZM171 152V153H170ZM173 152V153H172ZM177 152V153H176ZM184 152V153H183ZM190 152V153H189ZM20 153V154H19ZM94 154V156H93V154ZM127 153V154H126ZM157 153H158V155H157ZM165 153L167 154V155H165ZM187 154V156L189 157H187V159L186 158H184L183 159V157H186V154ZM191 153H193V155L191 156ZM194 153H196V154H194ZM201 153V154H200ZM221 152H219V154H220ZM96 154H98V155H96ZM161 154H164V155H161ZM175 154V155H174ZM177 154V155H176ZM185 154V155H184ZM189 154V155H188ZM199 154H200V156H199ZM207 154V155H206ZM25 155V156H24ZM85 155V154H84ZM92 155V156H91ZM127 155H128V157H127ZM134 157V158H132V156ZM146 155V156H145ZM152 155V156H151ZM155 155V156H154ZM172 155V156H171ZM181 155V156H180ZM184 155V156H183ZM40 156V157H39ZM90 156H91V158H90ZM98 156H100V158L98 157ZM114 156V157H113ZM140 156H141V158H140ZM157 156H159V157H157ZM162 156V157H161ZM167 156H170V157H167ZM178 156V157H177ZM28 157V158H27ZM84 157H87V158H84ZM89 157V158H88ZM92 157H97V159L95 160V159H93ZM115 157H116V161L115 160H113V158L115 159ZM161 157V158H160ZM173 159H172V158ZM176 159H175V158ZM192 157V158H191ZM198 157V158H197ZM100 160H99V159ZM102 158V159H103ZM111 158V159H110ZM137 159L136 161L134 160H132V159ZM162 158H166L165 160L163 159V161H162ZM179 158V159H178ZM182 158V159H181ZM194 158H196V160H199V162H200V167L198 166L199 165V162L198 161H196L195 162V159ZM29 159V160H28ZM92 159V160H91ZM104 159H103V161H104ZM118 159V160H117ZM141 159V160H140ZM147 159V161H144L143 162V160H146ZM159 159H160V161L161 162H163V163H161V162H159ZM190 159V160H189ZM192 159V160H191ZM193 159H194V161H193ZM207 159V160H206ZM47 160H50L49 158H47ZM76 160H74V162H78V160L76 161ZM86 160V161H85ZM89 160V161H88ZM138 160H140V162L138 161ZM153 160H154V164L156 165V168H154L155 167V165L154 164H152L153 163ZM158 160V161H157ZM203 160V161H202ZM208 160H209V162H208ZM85 161V162H84ZM96 161H98V162H100L99 164H96ZM107 161V162H106ZM150 161V163L153 165V167L152 166H147V165H151L150 163L148 164V162ZM170 161V162H169ZM189 161H190V163H189ZM191 161H193V162H191ZM205 161H207V162H205ZM229 161V160H228ZM88 162V163H87ZM90 162H91V167L93 168H91L89 165H90ZM95 162V163H94ZM116 162H118V163H116ZM121 162H122V164H121ZM136 162V163H135ZM143 162V163H142ZM146 162V163H145ZM168 163V164H166V163ZM185 162V163H184ZM93 163V164H92ZM105 163V164H104ZM129 163H131V164H129ZM138 163V164H137ZM171 163V164H170ZM173 163H174V168L172 167L173 166ZM189 163V164H188ZM194 163H195V165H194ZM27 164V165H26ZM77 164H79V163H77ZM85 164H89V165H85ZM145 164V165H144ZM161 164H163V165H161ZM183 164H185V165H183ZM191 164V165H190ZM34 165V166H33ZM38 165V166H37ZM85 167H84V166ZM94 165H97V167L96 166H94ZM122 165V166H121ZM128 165V166H127ZM132 166V167H130V166ZM166 166V168H164L165 166ZM172 165V166H171ZM176 165V166H175ZM88 166V167H87ZM110 168V169H108V167ZM124 166V167H123ZM135 166H137V167H135ZM142 166V167H141ZM159 166V167H158ZM160 166H163V167H160ZM170 166V167H169ZM181 166H183V167H181ZM194 166V167H193ZM197 168H196V167ZM15 167V168H14ZM90 167V169H91V172L89 173H86L87 171H88V169L87 168H89ZM112 167V168H111ZM117 167V168H116ZM139 167V168H138ZM147 167V168H146ZM179 167V168H178ZM180 167H181V169H180ZM185 167V168H184ZM97 168H98V170H97ZM100 168V169H99ZM103 168V170H101ZM105 168H107V169H105ZM130 168V169H129ZM134 168H137V169H135V170H137L138 172H139V174H140V172H141V176L134 170ZM141 168L144 170L145 169V171H148V169H149V171L151 172V177L149 178L150 180H151V178L153 179V181L151 180H148V178L147 177H149L150 176V172L148 171V172H146V173H148V175L147 174H145V171L143 172L142 170H141ZM152 168H153V170H152ZM158 168H159V170H158ZM168 168H170V169H168ZM195 168V169H194ZM198 168H200V169H198ZM226 168V170H229L230 171V167H228V166H224L223 167V169H225ZM89 169V170H90ZM96 169V170H95ZM105 169V170H104ZM113 169V170H112ZM116 169V170H115ZM131 169H133L132 171H130V173H128L129 172V170H131ZM173 169H175V170H173ZM184 169V170H183ZM160 170H164L165 172H164V174H163V172H162V174L164 175V177L163 178H165V180L164 179H162V175H161V172L159 173V171ZM168 170V171H167ZM186 170H189V172L188 171H186ZM191 170V171H190ZM194 170V171H193ZM197 170H199V172L198 173H196L197 172ZM201 170V171H200ZM93 171V172H92ZM101 171H103V173L105 172L106 174H105V176H106V178H104V177H102V178H104L103 179V182H102V178H101ZM112 171H113V173H112ZM135 171V172H134ZM170 171V172H169ZM172 171H174V172H172ZM178 171H180V172H178ZM196 171V172H195ZM39 172V173H38ZM45 172V173H44ZM53 172H55V174L53 173ZM80 172H81V174H80ZM109 172L111 173L110 175H111V178H112V174H114V176H113V178L111 179L109 176ZM117 172V173H116ZM131 172H132V174H131ZM152 172L154 173V174H157V175H153L152 174ZM158 172V173H157ZM187 172V173H186ZM191 172V173H190ZM196 173V175H195V173ZM244 172V173H243ZM92 173V174H91ZM96 173V174H95ZM130 174V175H132L131 177H129L130 175H128V174ZM165 173H167L166 175H165ZM170 173V174H169ZM172 173H174V174H172ZM177 173V175L175 176V174ZM184 174V175H180V174ZM83 174V175H82ZM90 174V175H89ZM123 174V175H122ZM135 174H137V175H135ZM143 174H144V176H146V179L143 177ZM172 174V175H171ZM190 174V175H189ZM45 175V176H44ZM80 175H82V178H81V176ZM88 175V176H87ZM108 175V176H107ZM125 175V176H124ZM135 175V176H134ZM159 175H161V176H159ZM169 175V176H168ZM174 175V176H173ZM192 175V176H191ZM236 175H238V176H236ZM37 177V178H40V179H38V180H40V185H35V186H33V187H31V189L30 190H28V189H26V190H28V191H26L25 190V188H23L22 190H21V188L19 189V187H20V185H21V183L23 182V181H25V180H29L30 179V177ZM53 176V177H54ZM80 176V177H79ZM85 176V177H84ZM97 176V177H96ZM116 176V177H115ZM135 178H134V177ZM154 176H159V178H160V180H159V178H158V180H156L157 178H154ZM167 178H166V177ZM186 176H187V178H189V179H187L186 178ZM232 176H233V178H232ZM86 177H88V179L86 178ZM90 177V178H89ZM118 177H120L119 179H118ZM174 177H178V178H181L184 182H182L181 184H182V190H181V192L178 190L177 191V189H175V191L178 193V194H181L182 192V194L184 195L185 193L184 192H186V190H188V189H190L192 186H193V188L196 186H198V184L196 185H193V184H191V183H193L194 181L196 182V181H199V183H200V186H201V188L204 190V191H206V195L208 196H216L217 197V202H215L214 203V206H216L217 207V205H218V207L216 208V209H218L217 211H219V213H220V216L221 215H224V216H221L222 217V221H220V223L218 224L219 226H223V224H224V219H225V222L227 221V219L229 220V223L226 225V227H222V228H224V229H221V231L219 230L218 232H215V231H213L211 228H210V226H209V224L207 223V222H203L201 219H200V217L198 218V217H194L193 215H194V213L196 212V210L198 209V207L197 208H194L193 209V212L192 211H190L189 212V214H188V212L186 211V209H185V206L187 205H190L191 203H194V202H196L197 203V201H190V192L189 191H191V190H189L187 193L189 194H185V195H188L187 197L184 195H182V196H179V195H177V193L175 194L174 193V184L173 183H171L170 184V182H169V180L171 179V178H174ZM183 177V178H182ZM86 178V179H85ZM97 178V179H96ZM99 178H101V179H99ZM117 178V179H116ZM143 178V179H142ZM41 179H42V181H41ZM85 179V180H84ZM106 179V180H105ZM107 179H109V180H107ZM132 179V180H131ZM133 179H134V181H133ZM162 179V180H161ZM192 179V180H191ZM89 180V181H88ZM116 180V182L117 183H115V182H113V181H115ZM119 180H120V183H123V184H121L120 185V183H119ZM131 182H130V181ZM144 180V181H143ZM148 182V181H150L151 183L152 182H154L155 183V181H156V183L157 182H159V181H163V182H168V183H162V182H160V183H152V184H150V182H149V184L147 185V184H145L144 182H146V181ZM81 181H83V182H81ZM93 182V183H91V182ZM106 181L108 182V183H110V185L108 184V183H106ZM122 181V182H121ZM125 181V182H124ZM135 181H136V183L138 182V181H141V183L140 184H144V186L143 185H140L139 184V182L137 183L138 184V186H137V184L135 183ZM171 181V180H170ZM191 181H193V182H191ZM48 182V183H47ZM89 182H90V185H92V186H90L89 185ZM95 182H98V183H96L97 185H98V187H97V185L95 184ZM134 182V183H133ZM146 182V183H147ZM189 182H191V183H189ZM43 183V184H42ZM104 183V184H103ZM114 183V184H113ZM163 185H162V184ZM183 183H187V184H185L186 186L185 187H187V188H185L184 187V185H183ZM189 183V184H188ZM229 183V184H228ZM101 184V185H100ZM171 185L172 187H173V189H172V187L171 188H169V186L168 185ZM104 185V186H103ZM108 185V187H106ZM149 186V188H146L147 186ZM157 185H159V186H162V187H158ZM167 185V186H166ZM88 186H89V188H90V191H92L91 189L94 187V189H93V191H95L96 189V191L94 192V193H97L96 194V197H97V201L98 202H101V204L104 206V208L105 207H107V206H109V208L107 207V208H105V209H107L106 211L108 212L107 214L108 215H112V216H115L116 217V219H117V221H118V223H121V224H125V226L126 227H129V228H131V226H133L134 224L133 223H135L134 221H133V218L135 217V216H137V215H143V213H144V215H143V217L139 220V223L142 225V230H141V228H140V230H139V232L137 233V235H136V240H134L131 244L132 245H130V244H127V242H125V241H123L122 243L121 242H119V244H118V241H113V242H111V243H109L107 240H105V238H103V239H101V238H97V235H96V237L95 236H93L94 237V239L97 241H95L94 243H95V246L94 245H92L93 243V238L91 239V235H93V233H92V231H96L97 230V228L95 227V224H96V222L94 223L93 221H92V217L91 216H88V215H86L84 212H82V211H80L81 209H79L80 208V205L79 204H81L80 202H81V199L79 200V198L77 199V197H75L76 196V194H75V190H76V193H77V191L78 190H82V187H85V189L87 188V190H89L88 189ZM110 186V187H109ZM117 186H118V188H117ZM124 186H126V187H124ZM141 188H140V187ZM143 186V187H142ZM152 186V187H151ZM181 186V185H180ZM180 186H179V188H180ZM189 186V187H188ZM223 186H225L224 188H227L228 187V189L231 191V193H233V195L234 196H241V195H243V196H241V197H239V202L238 203H235V204H233V206H234V208H236V209H238L239 211H240V213H241V215H242V223L241 224H237V223H235V221H233V220H230L231 218V213H229V211H230V209H229V207H227L228 206V201H227V198L230 196V195H228L227 193L225 194L224 192H222V193H217L218 191V189H221ZM249 186H251V187H249ZM24 187V186H23ZM54 187V188H53ZM80 187V188H79ZM92 187V188H91ZM121 187H123L124 189H126V191L123 189V188H121ZM136 187H139V188H136ZM158 187V188H157ZM165 187H166V189H165ZM74 188H76V189H74ZM104 188V189H103ZM107 188H109L108 190H107ZM113 188V189H112ZM121 188V189H120ZM131 188V189H130ZM134 188H136V190H134ZM144 190H143V189ZM161 188V189H160ZM185 188V189H184ZM193 188H192V191L191 192H193ZM244 188V189H243ZM255 188H256V190H255ZM258 188V189H257ZM45 189V190H44ZM129 189V190H128ZM141 189V190H140ZM151 189V190H150ZM158 192L159 190L161 191V192H156L155 190ZM158 189V190H157ZM163 189V190H162ZM168 189H169V192H170V194L168 193ZM172 189V190H171ZM246 189H248L246 192H247V195L245 196L244 194H246L245 193V190ZM71 190H74V191H71ZM99 190V191H98ZM106 190V191H105ZM142 190L144 191V193H142ZM145 190H147V191H145ZM167 192H166V191ZM210 190V191H209ZM244 190V191H243ZM253 190V191H252ZM258 190V191H257ZM92 191V192H93ZM108 191V193H110V197H109V194L108 193H106ZM113 191V192H112ZM117 191H119V192H117ZM129 191H130V194H129ZM135 193H134V192ZM163 191V192H162ZM173 191V192H172ZM250 191V192H249ZM30 192V193H29ZM63 192V193H62ZM105 192V193H104ZM123 192V193H122ZM125 192V193H124ZM137 192V193H136ZM138 192L142 195V194H144L143 196H141L140 194H138ZM212 194H211V193ZM256 192V193H255ZM60 193H61V196H62V198H61V196H60ZM100 195H99V194ZM101 193H102V196H101ZM118 193V194H117ZM133 193V194H132ZM146 193L148 194V193H150L149 195H147V196H145L146 195ZM157 193V194H156ZM160 193V194H159ZM162 193H163V195H165V194H167L166 195V198H168V200L166 201V198H165V196H162ZM173 193V194H172ZM248 193H249V198L247 197L248 196ZM19 194V195H18ZM27 194H29L30 195V197H29V195H27ZM44 194V195H43ZM106 194V195H105ZM124 194H126V197H125V195ZM135 194H137L136 196H134ZM152 194H153V197L151 198V196H152ZM175 194V195H174ZM75 195V196H74ZM98 195V196H97ZM105 195V196H104ZM107 195H108V197H107ZM116 195V196H115ZM119 195H121V197L119 196ZM132 195V196H131ZM154 195H156V197L158 196V198H156ZM172 195V196H171ZM175 196V198H174V196ZM225 195V196H224ZM59 196H60V199H59ZM120 197V200L118 199L119 197ZM125 198H127V199H125ZM128 196L130 197V198H128ZM142 197L141 199H139L140 201H142V199H143V203L145 204H143L142 202L141 203H139L140 201L138 200V198H140V197ZM150 196V197H149ZM176 196H178V198L180 199V198H183V200L182 199H180V201H179V199L177 200V197ZM22 197V198H21ZM66 197V198H65ZM102 197H103V199H102ZM116 197H118L117 199H115ZM123 197V198H122ZM147 197V198H146ZM161 197H163L162 199H161ZM184 197H186V199L184 198ZM189 197V198H188ZM225 199H224V198ZM243 197V198H242ZM19 198V199H18ZM154 198L155 199H157V200H154ZM170 198V199H169ZM171 198H173L174 199V201H172L171 200ZM30 199V200H29ZM109 199V200H108ZM144 199H146V200H144ZM159 199V200H158ZM175 199L179 202V204H178V202H176L175 201ZM243 199V200H242ZM250 199V200H249ZM60 200H61V202H60ZM70 202H69V201ZM103 200V201H102ZM105 200H107V201H105ZM127 200V201H126ZM128 200H130V201H128ZM135 200V201H134ZM153 200V201H152ZM161 200H164V201H162V204L164 203V205H162L160 202H161ZM170 200V201H169ZM249 201V203L247 202V201ZM63 201V202H62ZM114 201V202H113ZM134 201V202H133ZM138 201V202H137ZM147 201V202H146ZM243 201V202H242ZM121 202H122V205H119V204H121ZM133 202V203H132ZM156 202H158V204L156 203ZM167 202H172V203H170V204H172L173 206H171V207H169L170 206V204L169 203H167ZM188 202V203H187ZM57 203V204H56ZM125 203H127L126 204V207L124 206L125 205ZM151 203V204H150ZM168 204V205H166V204ZM177 204V206H178V208H179V206L181 207V209L183 208V206H184V208L181 210L180 208L178 209L177 208V206H176V204ZM186 203V205H184V204ZM200 202L198 201V203L197 204H199ZM219 203V204H218ZM247 203V204H246ZM51 204V205H50ZM68 204V205H67ZM130 204H132V206L130 205ZM139 204H141V205H143V209H142V206L141 205H139ZM147 204V205H146ZM195 204V203H194ZM197 204H195V205H197ZM216 204V205H215ZM224 204H226V205H224ZM245 206H244V205ZM254 204H256L257 206H258V208H257V206H255ZM112 205L114 206V207H112ZM135 205H138V207L137 206H135ZM158 205H159V207H158ZM161 205V206H160ZM176 207H175V206ZM192 205V204H191ZM247 205V206H246ZM56 206V207H55ZM124 208L125 207V209H127L126 211H124L125 209H123L122 207ZM137 207V208H135V207ZM140 206H141V208H140ZM144 206H146L145 207V209H144ZM150 206V207H149ZM162 206H164V210H163V208H162ZM166 206V207H165ZM186 206V207H187ZM237 206V207H236ZM2 207V208H1ZM71 207V208H70ZM129 207V208H128ZM134 207V208H133ZM148 207H149V209H148ZM176 209H175V208ZM49 208H50V210H49ZM60 208H61V210H60ZM65 208H66V210H65ZM70 208V209H69ZM135 209V210H133V209ZM162 208V209H161ZM168 208H170L171 210L174 208V211L172 210H170V209H168ZM110 209V210H109ZM111 209L113 210L112 211V213H111ZM117 209V210H116ZM121 209V210H120ZM130 209H132V212H128V211H130ZM136 209H138V210H136ZM147 209V210H146ZM165 209H166V211H165ZM225 209V210H224ZM229 209V210H228ZM256 209H258V210H256ZM65 210V211H64ZM74 210H76V212L74 211ZM109 210V211H108ZM142 210V211H141ZM150 210H152V212H150ZM154 210V211H153ZM177 210H179V211H177ZM181 210V211H180ZM262 210V211H261ZM80 211V212H79ZM115 211H117V212H115ZM123 211V212H122ZM134 211V212H133ZM136 211V212H135ZM138 211V212H137ZM147 211V212H146ZM161 211V212H160ZM168 211V212H167ZM185 211V212H184ZM259 211V212H258ZM142 212V213H141ZM155 213V215H154V213H153V215L158 219H155V217H152V214H150V213ZM171 212V213H170ZM174 212V213H173ZM184 214V216L182 217V221H178V222H176L173 226V228H172V226L170 227V216H172V215H174V214H182V213ZM38 213H39V217H38ZM126 213V214H125ZM128 213H129V215H128ZM132 213V217H131V214ZM133 213H136L135 215L133 214ZM148 213H149V218H148ZM168 213V214H167ZM191 213V214H190ZM227 213H229L228 215H227ZM21 216H20V215ZM32 214V215H31ZM70 214V215H69ZM114 214V215H113ZM256 214V215H255ZM110 215V216H111ZM122 215V216H121ZM187 215V216H186ZM190 215V216H189ZM31 216L32 217H34L33 219H31ZM57 216V217H56ZM129 218H128V217ZM146 218H145V217ZM160 218H159V217ZM168 216H169V218H168ZM114 217V218H115ZM124 217H125V220L127 221V223H126V221L124 220ZM151 217H152V219H151ZM165 217H167V221H164V218ZM193 217V218H192ZM91 218V219H90ZM148 218V219H147ZM163 218V219H162ZM190 218V219H189ZM196 218V219H195ZM31 219V220H30ZM54 219V220H53ZM121 219V220H120ZM135 219H136V217H135ZM150 219V220H149ZM156 220V221H153L152 222V220ZM199 219V220H198ZM51 220V221H50ZM53 220V221H52ZM56 220V221H55ZM88 220H90V221H88ZM148 220V221H147ZM188 220H190V221H188ZM197 220V221H196ZM201 220V221H200ZM48 221V222H47ZM88 221V222H87ZM145 221H147V222H145ZM160 221V222H159ZM185 221H188L189 222V224H187V222L185 223ZM195 221V222H194ZM231 221V222H230ZM233 221V222H232ZM52 222V223H51ZM92 222V223H91ZM155 222H157V223H155ZM162 222V223H161ZM165 224H164V223ZM169 222V223H168ZM190 222H191V224H190ZM72 223V224H71ZM79 225H78V224ZM91 223V224H90ZM99 223V222H98ZM142 223H144V224H142ZM154 223V224H153ZM159 223H161V224H159ZM183 223H184V225H183ZM234 223H235V225H234ZM90 226H89V225ZM156 224H159V225H161V226H158V225H156ZM162 224H163V226H162ZM186 224V225H185ZM261 224V225H260ZM35 225V226H34ZM84 225H86V227L84 226ZM149 225V226H148ZM166 225H167V228H166ZM169 225V226H168ZM189 227H188V226ZM192 227H191V226ZM237 225V226H236ZM22 226H24V227H22ZM34 228H33V227ZM37 226V227H36ZM145 226H147L146 228H145ZM32 227V228H31ZM144 227V228H143ZM161 227V228H160ZM241 227V228H240ZM11 228V229H10ZM92 229V231H91V233L92 234H90V237H88L89 236V234H87V232H86V230L87 229ZM164 228V229H163ZM170 228V229H169ZM176 228V230H174ZM187 228V229H186ZM82 229V230H81ZM115 229V228H114ZM113 229V230H114ZM143 229H145L146 230V234H145V230H143ZM153 229V230H152ZM156 229V230H155ZM157 229H161V230H159L158 232H155V231H157ZM168 229V230H167ZM24 230V231H23ZM85 230V231H84ZM116 230V231H115ZM114 230V233H117V230H119L117 227H116V229ZM150 230V231H149ZM223 230V231H222ZM31 231H29V232H31ZM149 231V232H148ZM151 231H152V233H151ZM154 231V232H153ZM161 231V232H160ZM167 231V232H166ZM170 231V232H169ZM81 232V233H80ZM86 232V233H85ZM142 232V233H141ZM144 232V233H143ZM163 232V233H162ZM166 232V233H165ZM141 233V234H140ZM149 233V234H148ZM157 233V234H156ZM158 233H159V235H158ZM162 233V234H161ZM183 233V234H182ZM153 234V235H152ZM166 234H168V235H166ZM238 234V235H237ZM5 235V236H4ZM28 235V234H27ZM81 235H83L82 237H81ZM84 235H87V236H84ZM139 235V236H138ZM140 235H142V237L140 236ZM145 236V237H144ZM166 236V237H165ZM170 236V237H169ZM85 237V238H84ZM173 239H172V238ZM83 240H82V239ZM170 238H171V240H170ZM210 238V239H209ZM18 239V238H17ZM80 239V240H79ZM86 239V240H85ZM98 239V240H97ZM101 239V240H100ZM141 239V240H140ZM175 239V240H174ZM22 244L24 243V240L22 239V238H19L18 239ZM89 240V241H88ZM99 240L101 241V242H99ZM227 242H226V241ZM230 240V241H229ZM26 241V240H25ZM81 241H82V244H81ZM92 241V242H91ZM104 243H103V242ZM106 241V242H105ZM138 241V242H137ZM140 241V242H139ZM173 241V242H172ZM175 241V242H174ZM208 241V242H207ZM218 241H219V243H221L220 245L218 244ZM246 241V242H245ZM89 242H90V244H89ZM99 242V243H98ZM108 242V243H107ZM197 242V243H196ZM214 242V243H213ZM259 242V243H258ZM260 242L262 243L261 245H260ZM85 243H87V244H89V245H87V244H85ZM96 243H98L97 244V246H96ZM117 243V244H116ZM134 243V244H133ZM137 243V244H136ZM145 243V244H144ZM173 243V244H172ZM216 243V246L214 245ZM227 243V244H226ZM229 243V244H228ZM250 243V244H249ZM258 245H257V244ZM2 244V245H1ZM31 244V245H30ZM37 244H38V246H37ZM84 244V245H83ZM101 244L103 245V244H105V245H103V246H101ZM121 244H123V246L121 245ZM126 244V245H125ZM140 244V245H139ZM175 244V245H174ZM206 244V245H205ZM214 246H213V245ZM225 244V245H224ZM82 245V246H81ZM86 245H87V247H86ZM91 245H92V247H91ZM118 245V246H117ZM128 245H130V246H128ZM213 246V248H211L212 246ZM219 245V246H218ZM31 246H33V247H31ZM95 248H94V247ZM99 246V247H98ZM133 246H135V247H133ZM171 246V247H170ZM189 246V247H188ZM204 246L207 248H204ZM207 246H209V247H207ZM35 247V248H34ZM81 247V248H80ZM123 247V248H122ZM129 247V248H128ZM145 247V248H144ZM216 247V248H215ZM222 247V248H221ZM232 247V248H231ZM113 248V249H112ZM202 248V249H201ZM204 248V249H203ZM211 248V249H210ZM219 248V249H218ZM39 249V250H38ZM41 249V250H40ZM81 249V250H80ZM94 249V250H93ZM143 249V250H142ZM182 249H183V252H182ZM189 250V251H186V250ZM194 249V251H192ZM2 250V251H1ZM37 250V251H36ZM114 250V251H113ZM126 250V251H125ZM129 250V251H128ZM29 251V252H28ZM42 251H43V253H42ZM97 251V252H96ZM181 251V252H180ZM185 251V252H184ZM192 251V252H191ZM200 251V252H199ZM41 254H40V253ZM48 252V253H47ZM82 252V253H81ZM121 252V253H120ZM128 252V253H127ZM131 252V253H130ZM180 252V253H179ZM189 252V253H188ZM264 252V251H263ZM25 253V254H26ZM36 253H37V255H36ZM39 253V254H38ZM51 254V255H50ZM119 254V255H118ZM184 254H183V256H184ZM102 255V256H101ZM133 255V256H132ZM25 257V255L23 254L22 255V257ZM37 256V257H36ZM42 256V257H41ZM100 256V257H99ZM122 256V257H121ZM176 256V257H175ZM47 257V258H46ZM173 257H175V258H173ZM40 258V259H39ZM90 258V259H89ZM170 259V260H168V259ZM171 258H173V260H174V262H173V260L171 259ZM11 259H13V257L11 258ZM35 259V260H34ZM44 259H45V261H44ZM46 259H47V261H46ZM49 259V260H48ZM167 259V260H166ZM179 259V260H178ZM37 260L39 261V263L37 262ZM126 260V261H125ZM165 260L168 262H165ZM44 261V262H43ZM78 261V262H77ZM172 261V262H171ZM40 262H42V263H40ZM56 262V263H55ZM59 262V263H58ZM72 262V263H71ZM94 262V263H93ZM157 262V263H156ZM261 262H262V264H264L263 262H264V257H263V261L261 260ZM261 262H260V264H261Z\"/></svg>","mask_w":264,"mask_h":264},{"label":"bare ground","instance_id":"obj_2","mask_svg":"<svg viewBox=\"0 0 264 264\" xmlns=\"http://www.w3.org/2000/svg\"><path fill=\"white\" fill-rule=\"evenodd\" d=\"M55 1V0H54ZM96 1V0H95ZM104 1V0H103ZM102 1V2H103ZM105 1H107V0H105ZM104 1V2H105ZM114 1H116V0H114ZM120 1H122V0H120ZM213 1V0H212ZM219 1H221V0H219ZM223 1V0H222ZM225 1L226 0H224L223 2V4L222 5H224L225 6ZM238 1V0H237ZM253 3V5L256 7V6H258V5H256V4H259L257 1H263V0H251ZM1 2V1H0ZM5 1H3V3H4ZM6 2H8V1H6ZM101 2V3H102ZM103 2V5L105 4ZM108 3H109V0L107 1ZM107 2H106V4L104 5V8H105V6L107 5ZM118 2H119V0H118ZM125 2V1H124ZM229 2L231 3L232 1H230L229 0ZM229 2H228V4H229ZM236 2V0L234 1V3ZM239 2V1H238ZM238 2H237V5H238ZM241 2H242V0H241ZM240 2V3H241ZM243 2H244V0H243ZM242 2V3H243ZM2 3V4H3ZM10 3V2H9ZM116 3V2H115ZM212 3V2H211ZM227 3V2H226ZM245 3V2H244ZM247 3H250L249 1L247 2ZM34 4V3H33ZM95 5H96V3H94ZM99 4V3H98ZM112 4H114V2L112 3ZM117 4H119V3H116V6H118ZM121 4H122V2H121ZM215 4L216 3H214V6H215ZM218 4H220V3H217V5ZM228 4H226V5H228ZM6 4H4V6H5ZM11 5V4H10ZM32 5V4H31ZM101 5V4H100ZM99 5V6H100ZM120 5V4H119ZM123 5H124V3H123ZM142 5V4H141ZM232 5V4H231ZM236 5V4H235ZM240 5V4H239ZM241 5H243V4H241ZM240 5V6H241ZM260 5V4H259ZM2 6V5H1ZM7 6V5H6ZM52 6V5H51ZM96 6H98V5H96ZM111 6V5H110ZM113 6V5H112ZM131 6V5H130ZM210 6V5H209ZM247 6V5H246ZM249 6H252L251 4L249 5ZM261 6V8H262V6L263 5H260ZM34 7V6H33ZM32 6H31V8H33ZM120 7H122V6H120ZM157 7V6H156ZM212 7V6H211ZM216 7V6H215ZM219 5H218V9H219ZM233 7H235V6H233ZM101 8H102V5H101ZM104 8H102L103 10H104ZM106 8H108V7H106ZM105 8V9H106ZM110 8V7H109ZM116 8V7H115ZM210 8V7H209ZM208 8V9H209ZM228 8V7H227ZM237 7H235V11L237 10L236 9ZM238 8H239V6H238ZM244 8V7H243ZM247 8V7H246ZM252 9H253V7H251ZM261 8H259V10H261ZM0 9H2V7H0ZM5 9V8H4ZM111 9H113V8H111ZM110 9V11L112 12V10ZM118 9H119V7H118ZM138 9V8H137ZM207 9V10H208ZM217 9V8H216ZM216 9H214V10H216ZM220 9L222 10V8L220 7ZM223 9H224V7H223ZM240 9V8H239ZM249 9V8H248ZM263 9V13H264V8H262ZM42 10H44V8L43 9H41V11ZM99 9H97V11H98ZM107 10V9H106ZM105 10V11H106ZM115 10H117V9H115ZM225 10V9H224ZM224 10H222L223 11V14H224ZM233 10H234V8H233ZM242 10V9H241ZM240 10V12H237L236 14H232L233 16H231V14H230V16L232 17V21H231V24H232V29L235 31L234 33H235V37H236V39L238 38V40L240 39V41L238 42V43H240L241 42V40H246V34L247 33H245L247 30V28L245 27V31H244V28L242 27L245 23H246V19H247V15H246V19H245V17H244V14L243 13H241L242 11ZM251 10V9H250ZM254 10H255V8H254ZM253 10V12H254V14H256V12ZM258 10V9H257ZM256 10V11H257ZM102 11V10H101ZM108 11V10H107ZM145 11V10H144ZM153 11V10H152ZM217 11H219V10H217ZM226 11H228V9L226 10ZM234 11V12H235ZM239 11V10H238ZM244 11V10H243ZM246 11V10H245ZM8 12V11H7ZM95 12V11H94ZM100 12V11H99ZM104 12V11H103ZM113 12H115L114 10H113ZM125 12V11H124ZM220 12V11H219ZM231 12H232V10H231ZM230 12V13H231ZM250 12V11H249ZM252 12V11H251ZM252 12V13H253ZM1 13V12H0ZM5 13H6V10H5ZM39 13L41 14V12L39 11ZM45 13V12H44ZM97 13V12H96ZM102 13V12H101ZM110 13V12H109ZM109 13H107V14H109ZM204 13V12H203ZM205 13H208V12H205ZM228 13V12H227ZM233 13V12H232ZM244 13H246V12H244ZM251 13V14H252ZM6 14H8V13H6ZM42 14H43V12H42ZM105 14V13H104ZM106 14V15H107ZM120 14V13H119ZM210 14H212V13H210V10H209V17H210ZM216 14H217V12H216ZM219 14V13H218ZM218 14L217 15H215V17L217 16V18H213L212 16H211V19L209 18V20H210V23H209V25H207V26H210V24L212 25L211 27H213V28H216L215 30H217L216 31V35L215 34H212V35H215L216 36V39H217V37H218V39L220 40V39H222V41L224 40V41H226L227 39H223V38H225V37H228V36H230V35H228V34H225L226 32H227V30H226V32H225V30H224V32L222 31V27H220V24L222 23V22H219V19L221 18V17H226V13H225V15H223V16H221L220 14H219V19H218ZM222 14V13H221ZM229 14V13H228ZM253 14V15H254ZM2 15V14H1ZM5 15V14H4ZM3 15V16H4ZM93 15V14H92ZM96 15V14H95ZM99 15H103V14H99ZM206 15V14H205ZM250 15V14H249ZM260 15V14H259ZM262 15H264V14H262ZM3 16H1V17H3ZM39 16V15H38ZM98 16V15H97ZM108 16V15H107ZM200 16H202V15H200ZM255 16V15H254ZM257 16V15H256ZM36 17H37V15H36ZM45 16H43V18H44ZM103 17V16H102ZM228 17V16H227ZM249 17V16H248ZM251 17V16H250ZM259 17H261V16H259ZM95 18L96 17H94V20H95ZM203 18H205V17H202V19ZM230 18V17H229ZM229 18H226V21H229L230 19ZM263 18V17H262ZM38 19V18H37ZM45 19V18H44ZM97 19V18H96ZM99 19V18H98ZM110 19H114V17L113 18H110ZM218 19V20H217ZM227 19H229V20H227ZM250 19H252V20H256L257 18L255 17V18H250ZM41 20H42V17H41ZM40 20V21H41ZM109 20V19H108ZM154 20V19H153ZM261 20H263V19H261ZM37 21V20H36ZM46 21V20H45ZM44 21V22H45ZM87 21V20H86ZM112 21V20H111ZM110 21V22H111ZM115 21V20H114ZM118 21V20H117ZM198 21H200V19L198 20ZM204 21V20H203ZM203 21H201L202 23H203ZM206 21H207V19H206ZM260 21V20H259ZM258 21V22H259ZM38 22V21H37ZM96 22H97V20H96ZM96 22H94L93 24H95ZM106 22V21H105ZM225 22V21H224ZM248 22V21H247ZM250 22V21H249ZM254 22H257V21H254ZM253 21H252V24L254 23ZM257 22V23H258ZM264 22V21H263ZM38 23H40V25L42 24L41 22H38ZM75 23V22H74ZM76 23H80V22H76ZM75 23V24H76ZM83 23V22H82ZM104 23V22H103ZM151 23V22H150ZM150 23H148V22H144V21H141V22H112V23H109L108 22V24L107 23H105L106 25H110V28H111V30H109L110 32H108V33H106V34H108L109 36H110V34L111 35H114L115 37H116V39L115 38H113V39H115L116 41H117V45L115 44L114 46H113V40L110 38H105V37H103V36H100V34H97V35H95L93 38L91 37V39H90V37H89V42H86V44H88L89 43V45H87V46H89V47H87L88 49H84V50H89V51H85V52H83V54H82V50H80V52H81V54L83 55H81L80 54V56L81 57H84L85 56V54H87V55H91V54H93L94 52L96 53H98V54H101L102 55V58H106L108 61H105V59H104V61L106 62V64H113L114 66H115V68L119 71L120 70V72H122L123 74H124V76H125V79H122L121 78V81H123V83H130V84H132L133 86H136L137 85V83H139L140 84V86H141V88L143 87V86H147V87H149V85H152V91H150V89L147 91V92H151V94L155 97V99H157V100H159L158 102H161V103H159L160 105H161V108H157V107H155V105L153 106L152 105V107H151V109H149V110H147V111H137V110H135V109H129L128 107H126V106H124V105H122L121 103H120V101H119V96H116V97H114V95H115V93H116V90H113L111 93H110V95L108 94L109 92H110V90L109 89H111V83L110 82H108V81H106L105 79H103V78H100V77H98V76H96V75H90L89 76V78H87V79H85V80H87L85 83H83L82 84V86H81V88H79L80 89V91H83V93L86 91H90V92H94L95 94H94V96L89 100L88 99V102H87V104L90 106V108H85L87 111H88V113H93L95 110H97L98 111V113L99 112H102L103 111V109L105 110L106 108H107V106L109 105V104H112L111 105V108L109 109V110H107L106 112H105V116H104V118H102L101 119V121L100 122H98V123H95V124H90V123H83V122H80V121H77V120H63V123L61 124L60 122H59V125L61 124L62 126H60L61 127V130L62 131H70L71 133L75 130V132H81L82 133V135H83V137H82V135H81V133L79 134V135H81V137H82V140H80V138H79V140H78V138H77V140L74 142V143H72L71 142V144L67 141V140H65L66 139V137H63V135L65 134H62V137H63V139H61L60 138V140H58V142H57V144H56V147H53V146H51V145H49L48 147H46V148H44L43 147V154L41 155V161H39L40 163H37L38 165V167L40 168V169H44L43 171H48V172H52L53 170H56L57 169V171H55L56 172V175H57V177H55L54 175H51V176H49V177H47V178H44L45 180L47 179V180H50V182L48 183V184H50L51 182H59L60 183V185H66V186H68V187H70L71 188V186H76V185H74L75 183H77L78 182V185H79V179L80 178H78L77 177V175H78V172L82 169V167L80 166V164H83V161H82V163L81 162H79V161H81V160H83L82 158H81V160H79V159H77L78 160V162H74V160H76V158H78L79 156H88V154L86 155V153L90 150V149H92V148H96L97 146H98V144L100 143V141L103 143V141L102 140H104L105 141V139H103V138H106V139H109V148L107 149V147H106V150H104V151H101V149L102 148H98V150H100L101 152H99V155L103 158L105 155H107L108 153L109 154H115L116 155V157H120V159H119V161L123 158V160H122V162L124 161V157H122V156H124V153L126 152V150H127V148H129V145H130V139L129 138H133V147H132V150H131V152H133V153H131V154H133V156L135 155V156H138V155H143V154H145V153H147V155L148 154H150V148H151V144H153V143H150V138H151V136H150V134H148L146 131H144L143 130V128H142V121H141V117H142V114L144 113V114H147L148 116H149V118H150V122L149 123H151L150 124V126L152 125V127L151 128H153V130L154 131H157L156 133L159 135L158 136V144H157V146H158V149H160L161 148V145H163L162 144V142L165 140V138L167 137L168 138V136H170L171 135V133H173L174 132V128H173V126H171V124L167 121V119H166V117H168L167 115H169V111L170 112H172V110H175V113H176V108L175 109H169L170 107H176V105L177 106H182V107H185V104H188L187 103V101H186V99L184 100L183 98L182 99H180V97L177 99L175 96H173V94H165L166 92H165V90H164V92L163 91H161V87L163 86V85H165L164 83H163V77H165V75L162 73V71L160 72V71H158L157 69H156V67L155 66H157L156 64L158 63H160L161 64V62L160 61H163V62H165V63H168V64H170L171 66H173L172 64H171V61L173 62V60H175L177 63H178V66L177 67H175V68H172L170 65V67H171V69H173L174 71H176V69H184L183 67H185V69H186V66H187V64L189 65H191L192 63H194V61L196 62V60H193L192 59V56L194 57V54L196 53L195 51L198 49V41H197V44L195 43V42H193V43H187V42H181L180 40H178V41H180L181 43H177V42H175V40L173 41V42H169V43H164L165 41L164 40H161L162 38V36L160 37V38H157L156 36L154 37V35L153 34H155V32L156 31H154V29H156V28H158L157 30H159V26H155L156 28H152V24L154 23H152V24H150ZM155 23H157V22H155ZM204 23H205V21H204ZM206 23H208V21L206 22ZM220 23V24H219ZM226 23V22H225ZM260 23V22H259ZM35 24V23H34ZM45 24V23H44ZM83 24H85V23H83ZM89 24H90V22H89ZM104 24V25H105ZM229 24H230V22H229ZM248 24V23H247ZM251 24V25H252ZM36 25V24H35ZM39 25V24H38ZM37 25V26H38ZM77 25V24H76ZM75 25V26H76ZM79 25V24H78ZM91 25H92V22H91ZM91 25H89L88 27H90ZM99 25H101V23L99 24ZM155 25V24H154ZM158 25V24H157ZM223 25H225V24H223ZM260 25V24H259ZM259 25H257V26H259ZM19 26V25H18ZM80 26V25H79ZM97 26H98V24H97ZM97 26H95L94 25V27H95V29L97 28ZM103 26V25H102ZM161 26V25H160ZM200 25H198V27H199ZM203 26H204V24H203ZM202 26V27H203ZM222 26V25H221ZM230 26V25H229ZM247 26V25H246ZM250 26V25H249ZM253 26H255V25H253ZM256 26V27H257ZM261 26V25H260ZM262 26H264V25H262ZM31 27V26H30ZM35 27V26H34ZM85 27H87V24H86V26ZM93 27V26H92ZM99 27V26H98ZM101 27V26H100ZM161 27H163V26H161ZM197 27V26H196ZM227 28V26H224V28ZM18 28H22V27H18ZM24 28V27H23ZM37 28V27H36ZM40 29H41V27H39ZM80 27H78V29H79ZM82 28H83V25H82ZM91 28V27H90ZM212 29V28H210V27H207V29ZM249 28V27H248ZM250 28H252V27H250ZM258 28V27H257ZM256 28V29H257ZM261 28V27H260ZM259 28V29H260ZM31 29V28H30ZM32 29H33V27H32ZM38 29V28H37ZM43 29V28H42ZM88 31H89V29L88 28H86ZM86 29H85V31H86ZM92 29V28H91ZM161 29V28H160ZM165 28H163L162 30H164ZM197 29V28H196ZM200 29H202L201 27H200ZM203 29H205V27L203 28ZM228 29H229V27H228ZM14 30H16V31H14ZM13 31H14V35L16 36V34L18 33V35H19V30H18V32H17V29L15 28ZM23 30V29H22ZM39 30V29H38ZM83 30H84V28H83ZM195 30V29H194ZM198 30V29H197ZM253 30H254V28H253ZM262 30V29H261ZM25 31V30H24ZM33 31V30H32ZM93 31V30H92ZM95 31V30H94ZM97 31V30H96ZM105 31V30H104ZM152 31L154 32V33H152ZM167 31V30H166ZM165 31V32H166ZM189 31V30H188ZM187 31V32H188ZM204 31V30H203ZM202 31V32H203ZM255 31V30H254ZM20 32H21V30H20ZM26 32L28 33L29 32V28H28V31L26 30ZM39 32V31H38ZM79 32V31H78ZM84 32V31H83ZM90 32H91V30H90ZM161 32V31H160ZM164 32V31H163ZM168 32H169V30H168ZM200 32H201V30H200ZM228 32H229V30H228ZM248 32H250L249 30H248ZM256 32V31H255ZM257 32H258V29H257ZM256 32V33H257ZM262 32H264V30L262 31ZM262 32H260V34L262 33ZM23 33V32H22ZM26 33V34H27ZM31 33V32H30ZM30 33H29V35H30ZM34 33H35V35H37L36 33H37V30L36 31H34ZM33 33V34H34ZM76 33H77V31H76ZM75 33V34H76ZM81 33H82V29H81ZM87 33V32H86ZM104 33V32H103ZM158 33V32H157ZM162 33V32H161ZM213 33H214V30H213ZM230 33H231V31H230ZM234 33H232L231 35L233 36V34ZM259 33V32H258ZM11 34V33H10ZM25 34V33H24ZM80 34V33H79ZM78 34V35H79ZM91 34V33H90ZM160 34V33H159ZM163 34H166V33H163ZM181 34V33H180ZM188 34V33H187ZM197 34H198V32H197ZM202 34L203 33H200V35L202 36ZM250 34V33H249ZM264 34V33H263ZM12 36H13V34H11ZM20 35H21V33H20ZM23 35V34H22ZM22 35H21V37H22ZM28 35V34H27ZM28 35V36H29ZM77 35V36H78ZM84 35H85V33H84ZM107 35V36H108ZM162 35V34H161ZM170 36L171 34H167V36ZM191 35V34H190ZM206 35H209V33L207 32V34ZM251 35V34H250ZM12 36H10V37H12ZM27 36V38H24L25 40H27L29 37ZM31 37H32V35H30ZM86 36V35H85ZM87 36H89V35H87ZM93 36V35H92ZM99 36V37H98ZM160 35H158V37H159ZM168 36V37H169ZM172 36H173V34H172ZM176 36V35H175ZM179 36H181V35H179ZM182 36H184V34L182 35ZM186 36H188V35H186ZM231 36V37H232ZM252 36H255L254 34L252 35ZM257 36V35H256ZM260 36V35H259ZM19 37V36H18ZM18 37H16L17 39H18ZM24 37V36H23ZM23 37H22V40H24L23 39ZM30 37V38H31ZM82 37V36H81ZM81 37H78V38H80L81 39ZM203 37V36H202ZM210 37H211V39H214L213 37L214 36H211L210 35ZM247 37H249L248 35H247ZM258 37V36H257ZM261 37H262V34H261ZM33 38L35 39V36H33ZM163 38H164V36H163ZM174 38V37H173ZM178 38V37H177ZM182 38V37H181ZM183 38H187V37H183ZM192 39H193V37H191ZM195 38H197V35H196V37ZM203 38H206V36H205V34H204V37ZM230 38V37H229ZM228 38V40L230 41V39L231 40H233V38L234 37H232V38H230L229 39ZM252 38V37H251ZM250 38V39H251ZM34 39H33V41H34ZM71 39H74V38H71ZM86 39H88V37L86 38ZM164 39H166V38H164ZM184 39V40H185ZM235 39V38H234ZM235 39V40H236ZM260 39V38H259ZM5 40V39H4ZM6 40H8V38L6 39ZM11 40V39H10ZM16 40V39H15ZM19 40V39H18ZM20 40H21V38H20ZM19 40V41H20ZM31 40V39H30ZM182 40V39H181ZM188 40H190V39H188ZM195 40V39H194ZM198 40V39H197ZM202 40V39H201ZM204 40V39H203ZM209 40H210V38H209ZM248 40H249V38H248ZM253 40V39H252ZM256 40H257V38H256ZM262 40V39H261ZM261 40H257V41H254V42H258V41H260L261 42ZM19 41H17L19 44H20V42ZM32 41V42H33ZM70 41H72V40H70ZM81 41V40H80ZM88 41V40H87ZM168 41V40H167ZM169 41H170V38H169ZM183 41V40H182ZM185 41H187V40H185ZM211 41H213V40H211ZM228 41V43L227 44H230V43H232V42H229ZM234 41V40H233ZM237 41V40H236ZM236 41H235V44H236ZM263 41L264 40H262V42H261V47H260V43H259V46L258 45H256V46H258V47H260V48H262V43H263ZM7 42V44H8V41H6ZM12 42V41H11ZM10 42V43H11ZM22 42H24V41H22ZM21 42V43H22ZM29 42H31V41H29ZM28 42V43H29ZM64 42V41H63ZM67 42H69V41H67ZM72 42H74V43H76L74 40L72 41ZM71 42V43H72ZM78 42V41H77ZM189 42H191V41H189ZM215 42H216V40H215ZM214 42V43H215ZM244 42H247V41H244ZM243 42V43H244ZM249 42V41H248ZM254 42H252V43H250L249 42V45L251 44V47H252V49H254L253 48V46H252V44L254 43ZM2 43H3V41H2ZM81 43V42H80ZM84 43V45H85V42H83ZM83 43H81V44H83ZM93 43H95L94 45H93ZM213 42H212V44H214ZM224 43V42H223ZM222 43V45H224ZM237 43V44H238ZM12 44V43H11ZM15 44V43H14ZM17 44V43H16ZM18 44V45H19ZM32 44V43H31ZM216 44H217V42H216ZM241 44H242V42H241ZM255 44V43H254ZM10 45V44H9ZM9 45H6V44H4V46H8L9 47ZM26 45H28L27 43H26ZM66 44L64 43V46H65ZM69 45V44H68ZM70 45H72V44H70ZM80 44L78 43V46H79ZM84 45L81 47V48H83L84 47ZM201 45V44H200ZM202 45H203V43H202ZM205 45V44H204ZM218 45H219V42H218ZM1 46V45H0ZM14 46V45H13ZM16 46V45H15ZM20 46V48L22 47V45H19ZM24 46V45H23ZM29 47H30V45H28ZM210 46V45H209ZM221 46V45H220ZM227 46H231V44L230 45H227ZM235 46V45H234ZM245 46H247L248 47V45H243V48L245 47ZM8 47H6V48H8ZM11 47H12V45H11ZM17 47V46H16ZM25 47H27V46H25ZM24 47V48H25ZM29 47H27L28 49H29ZM66 47H67V45H66ZM72 46H70L69 47V49L71 48ZM75 46L73 45V48H74ZM86 47V46H85ZM84 47V48H85ZM204 47V46H203ZM222 47V46H221ZM226 47V46H225ZM236 47V46H235ZM235 47H234V50H233V52L235 51ZM240 47V46H239ZM10 48V47H9ZM12 48H14V47H12ZM18 48V47H17ZM23 48V47H22ZM50 48V47H49ZM77 48V47H76ZM80 48V47H79ZM209 48V47H208ZM243 48H242V51L241 52H243V51H245V55H246V53H247V51L246 50H243ZM260 48H259V51H261V52H263L264 53V51H262V50H260ZM4 49V48H3ZM16 49V48H15ZM27 49V51H29ZM33 49V48H32ZM64 49V48H63ZM63 49L61 50V51H63ZM69 49H68V52L70 53L71 51H69ZM75 49V48H74ZM201 49V48H200ZM205 49L206 48H204V52H208V51H211V50H209L208 49V51H205ZM219 49V48H218ZM221 49V48H220ZM219 49V50H220ZM226 49V48H225ZM229 50L231 49V51H232V49H233V46L231 47V48H228ZM239 49V48H238ZM244 49H246V48H244ZM248 49V48H247ZM255 49H257V47L255 48ZM263 49H264V47H263ZM2 50V49H1ZM5 50H7V49H4L3 51H5ZM9 50V49H8ZM17 50V49H16ZM22 50H24V49H22ZM48 50V49H47ZM65 50H67V48L65 49ZM203 50V49H202ZM223 50H224V48H223ZM237 50V49H236ZM240 50H241V48H240ZM240 50H239V52H240ZM249 50H251L250 49V47H249ZM258 50V49H257ZM11 51V50H10ZM12 51H14V50H12ZM26 51V50H25ZM198 51V50H197ZM201 51V50H200ZM200 51H198V52H200ZM225 51V50H224ZM227 51V50H226ZM255 50H253V52H254ZM16 52V51H15ZM14 52V53H15ZM20 52V51H19ZM23 52V51H22ZM22 52H20V53H22ZM64 52V51H63ZM75 52H76V50H75ZM77 52H79V51H77ZM79 52V53H80ZM204 52H202V53H204ZM213 53L214 52H216V51H212ZM232 52V53H233ZM238 52V53H239ZM2 53V52H1ZM0 53V54H1ZM7 53V52H6ZM5 53V54H6ZM13 53V54H14ZM27 53V52H26ZM48 53V52H47ZM74 53V52H73ZM94 53V54H95ZM212 53V54H213ZM232 53H229V57H230V54H232ZM250 53V52H249ZM252 53V52H251ZM258 53V52H257ZM262 53V54H263ZM3 54V53H2ZM17 54V53H16ZM64 54V53H63ZM62 54V55H63ZM72 54V53H71ZM94 54H93V57H98V56H94ZM197 54V53H196ZM200 54V53H199ZM209 54V53H208ZM214 54H217V53H214ZM213 54V55H214ZM255 54V53H254ZM253 54V55H254ZM262 54H260V55H262ZM22 55H24V54H22ZM67 55H68V53H67ZM66 55V57H68ZM86 55V56H87ZM96 55V54H95ZM212 55V56H213ZM225 55H226V53H225ZM235 55H237V54H235ZM240 55V54H239ZM239 55H237V57H239ZM242 55V54H241ZM248 55V54H247ZM251 55V54H250ZM253 55H251V56H253ZM257 55V54H256ZM258 55H259V53H258ZM257 55V56H258ZM6 56V55H5ZM18 56H20V54L18 55ZM74 56H75V59H73L72 60V62L73 63H68V65L70 64H73V67H77V65L79 64L80 65V59H81V57H76V54H74ZM89 56H87V57H89ZM197 56H199L198 54H197ZM196 56V57H197ZM201 56V55H200ZM205 56V58H206V54L204 55ZM203 56V57H204ZM214 56H216V55H214ZM218 56H219V53H218ZM221 56V55H220ZM251 56H250V58H251ZM256 56V57H257ZM1 57V56H0ZM4 57V56H3ZM92 57V58H93ZM187 57V58H186ZM189 57V58H188ZM195 57V58H196ZM202 57V56H201ZM201 57H199V58H201ZM203 57H202V59H203ZM232 57L234 58L235 56H233L232 55ZM246 57V56H245ZM249 57V56H248ZM260 57V56H259ZM5 58H7V56L5 57ZM18 58V57H17ZM69 58H70V55H69ZM68 58V59H69ZM71 58H73V57H71ZM80 58V59H79ZM90 58V57H89ZM92 58H90V59H92ZM207 58H208V56H207ZM206 58V59H207ZM214 57H212V59H213ZM216 58V57H215ZM225 58V57H224ZM242 58H244V56H242ZM241 58V59H242ZM263 58V55H262V57L260 58V59H262ZM45 59V58H44ZM61 59V58H60ZM210 60H211V56H210V58H209ZM209 59H207V61L209 60ZM217 59V58H216ZM216 59H214V60H216ZM222 59V58H221ZM227 59V58H226ZM232 59V58H231ZM235 59V58H234ZM248 59V58H247ZM252 59H254V58H252ZM257 59V58H256ZM256 59H255V61H256ZM264 59V58H263ZM3 60V59H2ZM1 60V62L0 63H2L3 61ZM11 60V59H10ZM64 60H67V58L66 59H64ZM70 60V59H69ZM204 60V59H203ZM218 60V59H217ZM224 60V59H223ZM230 60V59H229ZM245 60H246V58H245ZM259 60V59H258ZM68 61V60H67ZM89 61V60H88ZM100 61V60H99ZM200 61H202L201 59H200ZM206 61V60H205ZM204 61V62H205ZM213 61V60H212ZM220 61H222V60H220ZM227 61V60H226ZM235 61H238V58H237V60H235ZM240 61V60H239ZM242 61H243V59H242ZM261 61V60H260ZM5 62V61H4ZM70 62V61H69ZM163 62H162V67H163ZM197 62H198V60H197ZM216 62V61H215ZM249 61L247 60V64L249 65V63H248ZM262 62H264V61H262ZM8 63V64H7ZM7 63H4V64H7V65H9V62H7ZM11 63V62H10ZM202 63V62H201ZM206 63H208V62H205V64ZM212 63H214V61L212 62ZM223 63V62H222ZM244 63V62H243ZM252 63V62H251ZM253 63H254V61H253ZM256 63V62H255ZM258 63H259V61H258ZM3 64V63H2ZM15 63H13V65H14ZM58 64V63H57ZM168 64L167 65H165V66H168ZM176 64V63H175ZM200 64V63H199ZM204 64V65H205ZM209 64H211L210 62H209ZM215 64V63H214ZM221 64V63H220ZM219 64V66H221L222 67V65H220ZM224 64V63H223ZM242 64V63H241ZM245 64V63H244ZM260 64H262V63H260ZM12 65V64H11ZM12 65V66H13ZM38 65V64H37ZM64 65V64H63ZM69 65V66H70ZM95 65V64H94ZM227 64L225 63V65L224 66H226ZM3 66V65H2ZM10 66V65H9ZM11 66V67H12ZM16 66V65H15ZM15 66H13V67H15ZM161 66V65H160ZM206 66V65H205ZM209 67H210V65H208ZM207 66V67H208ZM218 66V65H217ZM242 66H244V65H242ZM245 66H247V65H245ZM260 66H263V64L262 65H260ZM259 66V67H260ZM12 67V68H13ZM32 67V66H31ZM88 67V66H87ZM159 67V66H158ZM195 67H196V65H195ZM199 67V66H198ZM203 67V66H202ZM211 67H212V65H211ZM213 67H215L214 65H213ZM250 67V66H249ZM254 67H255V64H254ZM254 67H251L252 68V70H253V68ZM258 67V68H259ZM264 67V66H263ZM262 67V68H263ZM0 68H1V64H0ZM6 68L7 67H5V69H4V71L6 70ZM9 68V67H8ZM8 68H7V71H8ZM18 68V67H17ZM70 68V70H71V67H69ZM78 68V67H77ZM160 68V67H159ZM200 68V67H199ZM198 68V70L199 71H202L203 69L205 70V68H203L202 70H200ZM223 68V67H222ZM225 68H227V66L225 67ZM261 68V69H262ZM10 69V68H9ZM72 69H74V68H72ZM164 69H165V67H164ZM166 69H167V67H166ZM192 69V68H191ZM194 69V68H193ZM196 69V68H195ZM212 69V68H211ZM210 68H209V71L211 70ZM214 69H216V68H214ZM221 68H218V70H220ZM2 70V69H1ZM15 70V69H14ZM42 70V69H41ZM168 70V69H167ZM170 70V69H169ZM188 70V69H187ZM207 70H208V68H207ZM206 70V71H207ZM223 70V69H222ZM3 71V70H2ZM10 71V70H9ZM8 71V73H10ZM39 71V70H38ZM43 71V70H42ZM165 71V70H164ZM171 71V70H170ZM191 71V70H190ZM209 71H207V72H209ZM212 71H214V70H212ZM212 71L210 72V74L212 73ZM15 72V71H14ZM84 72V71H83ZM166 72V71H165ZM179 72V71H178ZM204 72V71H203ZM264 72V71H263ZM6 73L7 72H5V74L3 75L4 77H5V75H6ZM175 73V72H174ZM194 73V72H193ZM192 73V74H193ZM199 73V72H198ZM215 73H216V71H215ZM220 73H222V71L220 72ZM224 73H225V70H224ZM11 74V73H10ZM10 74H8V75H10ZM41 74V73H40ZM48 74V73H47ZM170 74H171V72H170ZM173 74V73H172ZM176 74L177 73H175L174 75H172V77H170L171 78V82L173 83V85L175 84H177L178 86H179V84H181V85H183L184 83L185 84H187V85H189V86H186V85H184V87H183V90H181V92L183 93H185V95L187 94L189 97H190V100H189V98H188V102L190 103H193L194 101H197V100H199L200 102H202L200 99L202 98V97H200V99H197V97L199 96H196V99L194 100V98H193V96H192V93L194 94L195 92L197 93V89L196 88H194L193 87V82L192 81H188V79L187 78H183V77H178L179 75H177L176 76ZM180 74V73H179ZM182 74V73H181ZM184 74V73H183ZM190 74V73H189ZM195 74V73H194ZM200 74H202L201 72H200ZM219 74V73H218ZM13 75V74H12ZM44 75V74H43ZM42 75V76H43ZM46 75V74H45ZM44 75V76H45ZM197 75V74H196ZM215 74L213 73V76H214ZM216 75H217V73H216ZM220 75H222V74H220ZM224 75V74H223ZM2 76V75H1ZM0 76V77H1ZM171 76V75H170ZM190 76V75H189ZM199 76H201V75H199ZM207 76V75H206ZM208 76H209V73H208ZM212 76V77H213ZM226 76V75H225ZM47 77V76H46ZM52 77H55V76H52ZM52 77H48V79L49 78H52ZM88 77V76H87ZM167 77H168V73H167ZM191 77H193L192 75H191ZM209 77H211V76H209ZM223 77V76H222ZM3 78V77H2ZM13 78V77H12ZM36 78H38V77H36ZM44 78V77H43ZM60 78L61 79H64L62 76L60 77L59 76V80H60ZM190 78V77H189ZM196 78H198V76H196ZM206 78V77H205ZM225 78V77H224ZM57 79H58V76H57ZM57 79L55 78V83H54V85H56V82H57ZM166 79V78H165ZM191 79V78H190ZM208 79V78H207ZM4 80H5V78H4ZM6 80H8L7 79V77H6ZM5 80V81H6ZM37 80V79H36ZM52 80H54V79H52ZM66 80V79H65ZM84 80V81H85ZM168 80V79H167ZM167 80H165L166 82H167ZM39 81V80H38ZM41 81V80H40ZM42 81H44V80H42ZM49 81V80H48ZM198 81V80H197ZM208 81V80H207ZM62 82L64 83V81L62 80ZM170 82V83H171ZM195 82V81H194ZM22 83V82H21ZM28 83H29V81H28ZM31 83V82H30ZM38 83V82H37ZM36 83V84H37ZM49 83H52V82H49ZM67 83V82H66ZM65 83V84H66ZM70 83V82H69ZM73 83V82H72ZM172 83H171V85H170V87L172 86ZM204 83V82H203ZM44 84V83H43ZM42 84V85H43ZM47 84V83H46ZM57 84H59V83H57ZM60 84H61V81H60ZM59 84V85H60ZM64 84V85H65ZM71 84V83H70ZM70 84H67V85H70ZM194 84H196V83H194ZM199 84V83H198ZM25 85V84H24ZM29 86H30V84H28ZM39 86H40V84H38ZM143 85V86H142ZM169 85V84H168ZM200 85V84H199ZM199 85H198V87H199ZM29 86L27 87V88H29ZM46 86V85H45ZM56 86H58V85H56ZM56 86H54V87H52V86H50V84L47 86V87H49V88H51L52 87V89L53 88H55ZM167 86V85H166ZM241 86V85H240ZM42 87H44V85L42 86ZM63 87V85L61 86L60 85V88H62ZM64 87H66V86H64ZM139 87V86H138ZM169 87V86H168ZM182 87V86H181ZM180 87V88H181ZM16 88V87H15ZM24 88H26V86L24 87ZM23 88V89H24ZM41 88V87H40ZM40 88H39V90H40ZM57 88V87H56ZM66 88H69V86L68 87H66ZM145 88V87H144ZM151 88V87H150ZM178 88V87H177ZM179 88V89H180ZM58 89H59V86H58ZM58 89L56 90V91H58ZM167 89V88H166ZM174 89V88H173ZM176 89V88H175ZM244 89V88H243ZM27 90H29V89H27ZM26 90V91H27ZM36 90V89H35ZM44 90H45V92H46V87L44 88ZM44 90H43V92H44ZM48 90H51V89H48ZM54 90V92H56ZM61 90V89H60ZM59 90V91H60ZM63 91H64V89H62ZM147 90V88L145 89V91ZM178 90V89H177ZM176 90V91H177ZM241 90V89H240ZM22 91V90H21ZM42 91V90H41ZM58 91V92H59ZM78 91V90H77ZM76 91V92H77ZM80 91H79V93H80ZM167 91V90H166ZM199 91V90H198ZM243 91V90H242ZM241 91V92H242ZM245 91V90H244ZM22 92H24V90L22 91ZM29 92V91H28ZM27 92V94L26 95H28L29 93ZM38 92V91H37ZM37 92H35V95H37L36 93ZM47 92H49V91H47ZM246 92V91H245ZM244 92V93H245ZM19 93V95L20 94H22L20 91L18 92ZM18 93H16V94H18ZM24 93H26V92H24ZM31 93V92H30ZM39 93V92H38ZM50 93H53V92H50ZM169 93H172V92H169ZM200 92H198V94H199ZM247 93V92H246ZM40 94V93H39ZM38 94V95H39ZM44 93H42V95H43ZM46 94V93H45ZM61 94H62V91H61ZM88 94V93H87ZM90 94V93H89ZM25 95V96H26ZM85 95V94H84ZM91 95V94H90ZM109 95V96H108ZM184 95V96H185ZM196 95V94H195ZM194 95V96H195ZM245 95V94H244ZM17 96V95H16ZM187 96V97H188ZM201 96V95H200ZM247 96V95H246ZM20 97V100H21V98H22V95L21 96H19ZM18 97V98H19ZM23 97H24V95H23ZM36 97V96H35ZM38 97H42V96H38ZM243 97V96H242ZM254 97V96H253ZM47 98V97H46ZM45 97L43 98V102L45 103V101L46 100H48V98L46 99ZM90 98V97H89ZM199 98V97H198ZM244 98V97H243ZM10 99H12V98H10ZM31 99V98H30ZM35 99V102H36V100L38 101V99H36V98H34ZM46 99V100H45ZM248 99V98H247ZM252 99V98H251ZM31 100H33V98L31 99ZM40 100H41V98L39 99V101L38 102H40ZM45 100V101H44ZM238 100V99H237ZM49 101V100H48ZM60 101V100H59ZM62 101H64V100H62ZM235 101V100H234ZM241 101H243V100H241ZM8 102V101H7ZM30 102V101H29ZM34 102V104H38L37 102L35 103ZM10 103V102H9ZM195 103V102H194ZM205 102H203V105L205 106V104H204ZM211 103V102H210ZM209 103V104H210ZM12 104V103H11ZM20 104V103H19ZM28 104V103H27ZM49 104V103H48ZM197 103H195V105H196ZM208 104V103H207ZM209 104H208V107H209ZM167 105V107L169 106V111H168V109L167 108H165V106ZM190 105H192V104H190ZM213 105H215L214 103H213ZM212 105V106H213ZM220 106H221V103L219 104ZM29 106H32V103L29 105ZM35 106V105H34ZM33 106V107H34ZM38 106H39V104H38ZM50 107V106H52V105H47V107ZM66 106V107H65ZM110 106V105H109ZM197 106V105H196ZM204 106H201L200 108H202V107H204ZM216 106V105H215ZM217 106H218V104H217ZM10 107V106H9ZM22 107V106H21ZM42 107V106H41ZM44 107V106H43ZM47 107H45V108H47ZM49 107H48V110H50L49 109ZM57 107H58V105H57ZM64 107H65V109H67L69 112V116H78L79 117V113L77 112V110L72 106V104L70 103V102H66L65 104H64ZM188 107V106H187ZM192 107H195V106H192ZM191 107V108H192ZM7 108V107H6ZM51 108V107H50ZM60 108V107H59ZM190 108V107H189ZM188 108V109H189ZM199 108V107H198ZM212 108V107H211ZM222 108V107H221ZM9 109V108H8ZM13 109V108H12ZM40 109H42V110H44V108H40ZM52 109H53V106H52ZM58 108H56V110H57ZM60 109H64L63 108V103H61V108ZM177 109H179L178 107H177ZM182 108H180V110H181ZM213 109V108H212ZM214 109H216V108H214ZM219 110H220V107L218 108ZM15 110V109H14ZM47 110V109H46ZM56 110H54L55 112H56ZM61 110V111H62ZM182 110H184V109H182ZM191 109H189V110H187V111H190ZM193 110V109H192ZM199 109H197V111H198ZM209 110V108L207 109V111ZM6 111V110H5ZM5 111H3V112H5ZM8 111V110H7ZM12 111V110H11ZM19 111V110H18ZM53 111V110H52ZM186 111V110H185ZM195 110H193V112H194ZM200 111V110H199ZM198 111V112H199ZM218 111V110H217ZM221 111V110H220ZM222 111H223V109H222ZM59 112H60V110H59ZM174 112V111H173ZM172 112V113H173ZM192 112V113H193ZM202 112H203V110H202ZM219 112V111H218ZM217 112V113H218ZM6 113V112H5ZM9 113H11V112H9ZM57 113V112H56ZM60 113H62V112H60ZM174 113V114H175ZM177 113H179V112H177ZM182 113V112H181ZM184 113V112H183ZM183 113H182V115H183ZM186 114H188L187 112H185ZM201 113V112H200ZM208 113V112H207ZM207 113H206V115H207ZM216 113V112H215ZM216 113V114H217ZM14 114V113H13ZM12 114V115H13ZM16 114V113H15ZM18 114V113H17ZM16 114V115H17ZM37 114V113H36ZM174 114H172V116L174 115ZM211 114H213V112L211 111ZM12 115H8V116H12ZM29 115V114H28ZM28 115L26 116V117H28ZM60 115V114H59ZM62 115V114H61ZM146 115V116H147ZM171 115V114H170ZM177 115V114H176ZM175 115V116H176ZM185 115V114H184ZM184 115H183V117H184ZM194 115V114H193ZM193 115L191 116V117H193ZM223 115H225V113L223 114ZM222 115V116H223ZM1 116V115H0ZM8 116H6L7 118H9ZM29 116H31V115H29ZM144 116V115H143ZM145 116V117H146ZM178 116H179V114H178ZM189 116V115H188ZM212 116V115H211ZM214 116V115H213ZM213 116H212V118H213ZM221 116V115H220ZM221 116V117H222ZM5 117V116H4ZM5 117V118H6ZM15 117V116H14ZM21 117V116H20ZM60 117V116H59ZM170 118H172L171 116H169ZM181 117V118H180ZM180 119L179 120H181L182 119V116L180 115ZM195 117V116H194ZM194 117H193V119H194ZM198 117V116H197ZM202 117H203V115H202ZM208 117H209V115H208ZM216 117V116H215ZM214 117V118H215ZM221 117H216V118H221ZM264 117V116H263ZM4 118V119H5ZM12 118V117H11ZM175 118V117H174ZM178 117H176V119L175 120H178L177 119ZM186 117H184V119H185ZM201 118V117H200ZM199 118V119H200ZM203 118H205V116L203 117ZM212 118H210V119H212ZM213 118V119H214ZM3 119V118H2ZM1 119V121H3ZM15 119H16V117H15ZM34 119V118H33ZM51 119V118H50ZM60 119L61 118H59L58 120L60 121ZM184 119H182V120H184ZM189 119V118H188ZM191 119V118H190ZM206 119H208V118H206ZM11 120V119H10ZM13 120H14V118H13ZM30 120V119H29ZM40 120V119H39ZM57 120V121H58ZM172 120V119H171ZM174 120V119H173ZM181 120V121H182ZM186 120V119H185ZM197 120V119H196ZM205 120V119H204ZM209 120V119H208ZM217 120V119H216ZM219 120V119H218ZM222 120V119H221ZM264 120V119H263ZM15 121V120H14ZM31 121V120H30ZM64 121H66V123L64 122ZM189 121V120H188ZM192 121V120H191ZM194 121H195V119H194ZM4 122H5V120H4ZM7 122V121H6ZM5 122V123H6ZM8 122H9V120H8ZM52 122V121H51ZM174 122H176V121H174ZM186 122V121H185ZM196 122V121H195ZM202 122V121H201ZM213 122V121H212ZM211 122V123H212ZM219 122V121H218ZM217 122V123H218ZM225 122H226V120H225ZM3 123V122H2ZM10 123H12V122H9V124ZM14 123V122H13ZM30 123V122H29ZM28 123V124H29ZM49 123H50V121H49ZM65 123V124H64ZM179 123V122H178ZM192 123V122H191ZM210 123V122H209ZM208 123V124H209ZM210 123V124H211ZM216 123V124H217ZM220 123V122H219ZM264 123V122H263ZM24 124V123H23ZM27 124V123H26ZM33 124V123H32ZM37 124V123H36ZM41 124V123H40ZM57 124H58V122H57ZM144 124V123H143ZM177 124V123H176ZM180 124V123H179ZM195 124V123H194ZM204 124V123H203ZM207 124V123H206ZM207 124V125H208ZM213 124V123H212ZM215 124V125H216ZM181 125V124H180ZM188 124H187V122H186V126H187ZM201 125H202V123H201ZM214 125V124H213ZM12 127H15V128H17V126H15V124L14 125H11ZM27 127H28V125H26ZM50 126V125H49ZM54 127L56 126V125H53ZM179 126V125H178ZM190 126V125H189ZM194 126V125H193ZM196 126H197V123H196ZM200 126V125H199ZM203 126V125H202ZM204 126H206V125H204ZM264 126V125H263ZM2 127H3V125H2ZM8 127V126H7ZM25 127V126H24ZM31 127V126H30ZM35 127V126H34ZM51 127V126H50ZM181 127V126H180ZM183 127V126H182ZM192 127V126H191ZM201 127V126H200ZM208 127V126H207ZM206 127V128H207ZM216 126H214V128H215ZM221 127V126H220ZM225 127H226V125H225ZM9 128V127H8ZM189 128V127H188ZM196 128V127H195ZM199 127H197V129H198ZM203 128V127H202ZM224 128V127H223ZM222 128V129H223ZM228 128V127H227ZM5 129V128H4ZM10 129V128H9ZM14 129V128H13ZM12 129V130H13ZM24 129H26V131L28 130V128H24ZM23 129V130H24ZM30 129V128H29ZM50 129V128H49ZM52 129V128H51ZM50 129V130H51ZM57 129H58V127H57ZM185 128H183V129H181L182 131L184 130ZM193 129H194V127H193ZM209 129H211V128H209ZM209 129H207L208 131H209ZM217 129V128H216ZM261 129H263V128H261ZM3 130V129H2ZM6 130V129H5ZM11 129H10V131H12ZM16 130V129H15ZM14 130V131H15ZM226 130V129H225ZM4 131V130H3ZM25 131V130H24ZM29 131V130H28ZM30 131H32V129L30 130ZM34 131V130H33ZM58 131H60V129H58ZM187 131V130H186ZM192 131V130H191ZM207 131V132H208ZM216 130H214V132H215ZM223 131V130H222ZM255 131V130H254ZM257 131V130H256ZM263 131V130H262ZM1 132V131H0ZM6 132H7V130H6ZM6 132H4V133H6ZM54 132V131H53ZM53 132H52V134H53ZM57 132V131H56ZM197 132V131H196ZM204 132V131H203ZM211 132H212V130H211ZM219 132H220V129H219ZM228 131H226V133H227ZM8 133V132H7ZM12 133V132H11ZM28 133V132H27ZM32 133V132H31ZM30 133V134H31ZM47 133V132H46ZM49 133V132H48ZM48 133H47V135H48ZM60 133V132H59ZM59 133H57L56 135H59ZM63 133V132H62ZM188 134H189V131L187 132ZM192 133V132H191ZM206 133V132H205ZM205 133H202V135L203 134H205ZM221 133V132H220ZM231 133V132H230ZM253 133V132H252ZM29 134V133H28ZM66 134H67V132H66ZM168 134H170V135H168ZM174 134V133H173ZM185 134H186V132H185ZM224 134V137H225V135H227V134H225V133H223ZM262 134H264V131L262 132ZM262 134H259V132H258V134H255V135H253V136H251L250 138H248V139H241V138H236V139H234L233 137H231V138H233L232 140H231V138L229 137L230 136V134H228L229 136L227 137V138H230L229 140H231L230 142H227V138H225V140H221V141H219V142H216V144H214V145H212V144H209L210 146H211V149L208 151L207 150V148H205L204 150H207L208 151V153L210 152L211 153V156H213V158L216 160V162H217V165H218V169H213V168H211L210 166H208L207 165V163H203V165L201 164V166L202 167H200V162H199V160H196V158H194L195 159V162L196 161H198L199 162V167L200 168H203V169H206V171L207 172H209L210 174L206 177L207 179H206V181L208 182V183H210L211 185H212V187L214 186V187H221V186H219V185H224L226 182H227V175L228 174H230V175H234L237 171H244L243 173H244V175L242 174L241 176L239 175V177H236L234 180H235V182L236 183H238L239 185H241L242 187L244 186H248V184H252L251 186H256V187H260V190H259V192L257 193V195H255V196H253V195H251L252 197H251V199H252V203H259V209H262L263 211H264V135H262ZM9 135V134H8ZM8 135H3V137L4 136H8ZM14 135H16V133L14 134ZM13 135V133L9 136V137H13L14 136ZM50 135V134H49ZM68 135H73V134H69L68 133ZM67 135V136H68ZM78 135V134H77ZM187 135V134H186ZM212 135V134H211ZM234 135V134H233ZM252 135V134H251ZM2 135L0 134V137H1ZM50 136H52V135H50ZM60 136V135H59ZM58 136V137H59ZM66 136V135H65ZM173 137H178V134H174V135H172ZM190 136V135H189ZM188 136V137H189ZM193 136H196V135H193ZM204 136V135H203ZM213 136V135H212ZM214 136H216V134L214 135ZM232 136V135H231ZM33 137V136H32ZM52 137H54V136H52ZM52 137H47V138H50L49 140H51L52 139ZM58 137H56V138H58ZM155 137V136H154ZM173 137H172V139H173ZM198 137V136H197ZM196 137V138H197ZM205 137V136H204ZM223 137V136H222ZM234 137H236V136H234ZM5 138V137H4ZM14 138H16V137H14ZM29 138H30V136H29ZM68 138H69V140H70V137L68 136ZM171 138V137H170ZM181 138V137H180ZM190 138V137H189ZM193 138V137H192ZM199 138H200V136H199ZM198 138V139H199ZM202 138V137H201ZM206 138H208V137H206ZM20 139V138H19ZM152 139H154V138H152ZM174 139H178V138H174ZM173 139V140H174ZM209 139V138H208ZM211 139V138H210ZM216 139H218V138H216ZM215 139V140H216ZM220 139H221V136H220ZM223 139V138H222ZM32 140H34V139H32ZM169 140V139H168ZM214 140V141H215ZM178 141V140H177ZM176 141V142H177ZM184 141V140H183ZM192 141V140H191ZM195 141H196V139H195ZM210 141H213V140H210ZM218 141V140H217ZM31 142V141H30ZM106 142V141H105ZM104 142V143H105ZM168 142V141H167ZM170 142H171V140H170ZM175 142V143H176ZM179 142V141H178ZM200 142V141H199ZM201 142H203V141H201ZM200 142V143H201ZM209 142V141H208ZM32 143H34V142H32ZM138 143H140V144H138ZM165 143V142H164ZM172 143V142H171ZM182 143H185V142H182ZM193 143V142H192ZM194 143H196V142H194ZM207 143V142H206ZM212 143H214V142H212ZM28 144V143H27ZM101 144V143H100ZM107 144H106V146H107ZM181 144V143H180ZM188 144H190V143H188ZM197 144H199V143H197ZM196 144V145H197ZM203 144V143H202ZM34 145H35V143H34ZM33 145V146H34ZM103 145V144H102ZM105 145V144H104ZM104 145H103V148H104ZM132 145V144H131ZM168 145V144H167ZM173 145V144H172ZM176 145V144H175ZM201 145V144H200ZM205 145H207V144H205ZM99 146H101V145H99ZM164 146V145H163ZM182 146H183V144H182ZM188 146V145H187ZM187 146H185V147H187ZM198 146V145H197ZM196 146V147H197ZM102 147V146H101ZM153 147V146H152ZM155 147V146H154ZM165 147V146H164ZM163 147V150L165 149ZM178 147H180L179 145H178ZM189 148H190V146H188ZM195 147V146H194ZM193 147V148H194ZM200 147V146H199ZM214 147H215V150H214ZM218 147V148H217ZM55 148V149H54ZM167 148V147H166ZM172 148V147H171ZM208 148H209V146H208ZM216 148H217V150L218 151H216ZM30 149H32V148H30ZM29 149V150H30ZM97 149V148H96ZM96 149H95V151H96ZM153 149V148H152ZM158 149H156V150H158ZM186 149V148H185ZM184 149V150H185ZM199 149V148H198ZM200 149H202V148H200ZM28 150V151H29ZM34 151H35V148L33 149ZM109 150V151H108ZM160 150H162V149H160ZM172 150V149H171ZM178 150V149H177ZM192 150V149H191ZM92 151V150H91ZM128 151H129V149H128ZM167 151V150H166ZM168 151H170V150H168ZM168 151H167V153H168ZM187 151V150H186ZM186 151H184V152H186ZM200 151H202V150H200ZM207 151L205 152V153H207ZM21 152V151H20ZM93 152H94V149H93ZM98 152V151H97ZM151 152H154V151H151ZM163 153H164V151H162ZM180 152V151H179ZM183 152V153H184ZM196 153H197V151H195ZM199 152V151H198ZM204 152V151H203ZM219 152H221L220 154H219ZM89 153H91V152H89ZM158 153H159V150H158ZM158 153H157V155H158ZM161 153V152H160ZM171 153V152H170ZM173 153V152H172ZM177 153V152H176ZM190 153V152H189ZM196 153H194V154H196ZM209 153V154H210ZM20 154V153H19ZM85 154V155H84ZM93 154V153H92ZM94 154H95V152H94ZM94 154H93V156H94ZM127 154V153H126ZM154 154H155V152H154ZM186 154V153H185ZM184 154V155H185ZM201 154V153H200ZM200 154H199V156H200ZM96 155H98V154H96ZM161 155H164V154H161ZM165 155H167L166 153H165ZM175 155V154H174ZM177 155V154H176ZM183 155V156H184ZM189 155V154H188ZM193 155V153H191V156ZM197 155V154H196ZM207 155V154H206ZM25 156V155H24ZM92 156V155H91ZM91 156H90V158H91ZM100 156H98L99 158H100ZM108 156V155H107ZM132 156V155H131ZM132 156V158H134ZM146 156V155H145ZM152 156V155H151ZM155 156V155H154ZM172 156V155H171ZM181 156V155H180ZM109 157H111V156H109ZM109 157H107V158H109ZM114 157V156H113ZM116 157H115V159L113 158V160H115L116 161ZM122 157V158H121ZM127 157H128V155H127ZM157 157H159V156H157ZM162 157V156H161ZM160 157V158H161ZM167 157H170V156H167ZM178 157V156H177ZM187 154H186V157H183V159L184 158H186L187 159ZM28 158V157H27ZM47 158H49L50 160H47ZM84 158H87V157H84ZM89 158V157H88ZM93 159H97V157H92ZM98 158V159H99ZM101 158V161L100 162H102L101 164L103 165V162H105V160L107 159H104V161H103V159ZM112 158V157H111ZM110 158V159H111ZM140 158H141V156H140ZM143 158H144V155H143ZM172 158V157H171ZM175 158V157H174ZM189 158V157H188ZM192 158V157H191ZM198 158V157H197ZM95 159V160H96ZM138 159V158H137ZM136 158L135 159H132L133 161L135 160H137ZM163 159L165 160L166 158H162V161H163ZM173 159V158H172ZM176 159V158H175ZM179 159V158H178ZM182 159V158H181ZM194 159H193V161H194ZM29 160V159H28ZM76 160V161H77ZM92 160V159H91ZM100 160V159H99ZM108 160V159H107ZM118 160V159H117ZM141 160V159H140ZM140 160H138L139 162H140ZM167 160V159H166ZM190 160V159H189ZM192 160V159H191ZM207 160V159H206ZM229 160V161H228ZM86 161V160H85ZM84 161V162H85ZM89 161V160H88ZM109 161V160H108ZM111 161V160H110ZM109 161V162H110ZM144 161H147V159L146 160H143V162ZM158 161V160H157ZM193 161H191V162H193ZM203 161V160H202ZM100 162H98V161H96V164H99ZM107 162V161H106ZM114 162V161H113ZM113 162H110V164L112 165V164H114L115 165V163H113ZM122 162H121V164H122ZM125 162V161H124ZM142 162V163H143ZM159 162H161L160 161V159H159ZM170 162V161H169ZM205 162H207V161H205ZM208 162H209V160H208ZM77 163H79V164H77ZM88 163V162H87ZM95 163V162H94ZM116 163H118V162H116ZM136 163V162H135ZM146 163V162H145ZM150 163V161L148 162V164ZM155 162H154V160H153V163L152 164H154ZM161 163H163V162H161ZM166 163V162H165ZM185 163V162H184ZM189 163H190V161H189ZM188 163V164H189ZM197 163V162H196ZM210 163V162H209ZM93 164V163H92ZM105 164V163H104ZM129 164H131V163H129ZM138 164V163H137ZM151 164V163H150ZM147 165V166H152L153 167V165ZM164 164V163H163ZM163 164H161V165H163ZM166 164H168V163H166ZM171 164V163H170ZM27 165V164H26ZM85 165H89V164H85ZM145 165V164H144ZM155 165V164H154ZM183 165H185V164H183ZM191 165V164H190ZM194 165H195V163H194ZM34 166V165H33ZM84 166V165H83ZM90 167H91V162H90V165H89ZM94 166H96L97 167V165H94ZM116 166V165H115ZM122 166V165H121ZM128 166V165H127ZM130 166V165H129ZM165 166V165H164ZM172 166V165H171ZM176 166V165H175ZM226 167V166H228V167H230V171L229 170H226V168L225 169H223V167ZM85 167V166H84ZM88 167V166H87ZM90 167L89 168H87L88 169V171L86 172V173H88L89 171L91 172V169H90ZM108 167V166H107ZM112 167H113V165H112ZM111 167V168H112ZM124 167V166H123ZM130 167H132V166H130ZM135 167H137V166H135ZM142 167V166H141ZM159 167V166H158ZM160 167H163V166H160ZM170 167V166H169ZM173 168H174V163H173V166H172ZM181 167H183V166H181ZM181 167H180V169H181ZM194 167V166H193ZM196 167V166H195ZM15 168V167H14ZM92 168V167H91ZM117 168V167H116ZM139 168V167H138ZM147 168V167H146ZM151 168V167H150ZM149 168V169H150ZM154 168H156V165H155V167ZM164 168H166V166L164 167ZM179 168V167H178ZM185 168V167H184ZM197 168V167H196ZM200 168H198V169H200ZM90 169V170H89ZM93 169V168H92ZM100 169V168H99ZM105 169H107V168H105ZM104 169V170H105ZM108 169H110L109 167H108ZM130 169V168H129ZM135 169H137V168H134V170ZM149 169H148V171H149ZM157 169V168H156ZM168 169H170V168H168ZM195 169V168H194ZM96 170V169H95ZM97 170H98V168H97ZM101 170H103V168L101 169ZM113 170V169H112ZM116 170V169H115ZM133 169H131V170H129V172L128 173H130V171H132ZM138 170V169H137ZM137 170H135L138 174H139V172L137 171ZM141 170L144 172L145 171V169L143 170L142 168H141ZM152 170H153V168H152ZM158 170H159V168H158ZM173 170H175V169H173ZM184 170V169H183ZM83 173H84V171L83 170H81ZM134 171V172H135ZM148 171H145V174H147L148 175V173H146V172H148ZM154 171V170H153ZM163 172V174H164V170H160L159 171V173L160 172ZM168 171V170H167ZM186 171H188L189 172V170H186ZM191 171V170H190ZM194 171V170H193ZM201 171V170H200ZM55 172H53L54 174H55ZM89 172V173H90ZM93 172V171H92ZM102 173L100 174L101 175V178L102 177H104L105 176V172L103 173V171H101ZM133 172V171H132ZM132 172H131V174H132ZM150 172V171H149ZM162 172H161V175H159V176H161L162 177V179H164L165 180V178H163L164 177V175L162 174ZM170 172V171H169ZM172 172H174V171H172ZM178 172H180V171H178ZM196 172V171H195ZM194 172V173H195ZM199 172V170H197V172L196 173H198ZM39 173V172H38ZM45 173V172H44ZM112 173H113V171H112ZM117 173V172H116ZM127 173V174H128ZM158 173V172H157ZM187 173V172H186ZM191 173V172H190ZM196 173H195V175H196ZM80 174H81V172H80ZM92 174V173H91ZM96 174V173H95ZM111 173L109 172V175H110ZM152 174L153 175H157V174H154L153 172H152ZM167 173H165V175H166ZM170 174V173H169ZM172 174H174V173H172ZM171 174V175H172ZM83 175V174H82ZM82 175H80L81 176V178H82ZM90 175V174H89ZM123 175V174H122ZM128 175H130V174H128ZM133 175V174H132ZM132 175H130L129 177H131ZM135 175H137V174H135ZM134 175V176H135ZM140 176H141V172H140V174H139ZM146 175V176H147ZM177 175V173L175 174V176ZM180 175H184L183 173L182 174H180ZM190 175V174H189ZM45 176V175H44ZM54 176V177H53ZM79 176V177H80ZM88 176V175H87ZM108 176V175H107ZM113 176H114V174H112V178H113ZM125 176V175H124ZM133 176V177H134ZM138 176V175H137ZM146 176H144V174H143V177L146 179ZM159 176L157 177V176H154V178H157L156 180H158V178H159ZM169 176V175H168ZM174 176V175H173ZM192 176V175H191ZM236 176H238V175H236ZM85 177V176H84ZM97 177V176H96ZM110 178H111V175L109 176ZM116 177V176H115ZM151 177V172H150V176L149 177H147L148 178V180H150L149 178ZM166 177V176H165ZM87 179H88V177H86ZM85 178V179H86ZM90 178V177H89ZM101 178H99V179H101ZM104 178H106V176L104 177ZM104 178H102V182H103V179ZM111 178V179H112ZM120 177H118V179H119ZM135 178V177H134ZM153 178V177H152ZM151 178V180L153 181V179ZM167 178V177H166ZM183 178V177H182ZM186 178H187V176H186ZM232 178H233V176H232ZM38 179H40V178H37V177H30V179L29 180H25V181H23L22 183H21V185H20V187H19V189L21 188V190L23 189V188H25V190L26 189H28V190H30L31 189V187H33V186H35L36 184L37 185H40L41 183H40V180H38ZM84 179V180H85ZM97 179V178H96ZM114 179V178H113ZM117 179V178H116ZM143 179V178H142ZM161 179V180H162ZM187 179H189V178H187ZM81 180V179H80ZM106 180V179H105ZM107 180H109V179H107ZM132 180V179H131ZM147 180V179H146ZM145 180V181H146ZM150 180V181H151ZM159 180H160V178H159ZM171 180V181H170ZM169 180V182H170V184L171 183H173L174 184V193L176 192L175 191V189H177V191L179 190L180 192H181V190H182V182H184L181 178H178V177H174V178H171ZM190 180V179H189ZM192 180V179H191ZM41 181H42V179H41ZM89 181V180H88ZM110 181V180H109ZM130 181V180H129ZM133 181H134V179H133ZM144 181V180H143ZM150 181H146V182H144L145 184H149V182ZM81 182H83V181H81ZM85 182H87V181H85ZM84 182V183H85ZM91 182V181H90ZM90 182H89V185H90ZM111 182V181H110ZM113 182H115V183H117L116 182V180L115 181H113ZM122 182V181H121ZM125 182V181H124ZM131 182V181H130ZM139 182V184L141 183V181H138ZM137 182V183H138ZM160 182H162L163 184L166 182H163V181H159V182H157V183H160ZM191 182H193V181H191ZM191 182H189V183H191ZM84 183L82 184V185H79V186H85L86 185V183H85V185H84ZM91 183H93V182H91ZM96 183H98V182H95V184ZM106 183H108L107 181H106ZM119 183H120V180H119ZM134 183V182H133ZM135 183H136V181H135ZM136 183V184H137ZM152 183H154V182H152ZM151 182H150V184H152ZM155 183H156V181H155ZM154 183V184H155ZM156 183V184H157ZM161 183V184H162ZM166 183H168V182H166ZM188 183V184H189ZM43 184V183H42ZM99 184V183H98ZM104 184V183H103ZM109 185H110V183H108ZM114 184V183H113ZM121 184H123V183H120V185ZM162 184V185H163ZM168 185L169 186V188H171L172 186L171 185ZM185 184H187V183H183V185H184V187L186 186ZM191 184H193V185H197L198 184V186L196 187H194L193 188V186L190 188V189H188V190H186V192H184L185 194H188L187 192L189 191V190H191L192 191V188H193V192H191V191H189L190 192V201L192 200H194V201H197V203H198V201L200 202L199 204H197L196 202H194L195 204H197V205H195L194 203H191L190 205H186V203L184 204V205H186L185 206V209H186V211L188 212V214H189V212L190 211H192L193 212V209L194 208H197L198 207V209L196 210V212L194 213V217H200V219L203 221V222H207L208 224H209V226H210V228L213 230V231H215V232H218L219 230L221 231V229H224V228H222V227H226V225L229 223V220L227 219V221L225 222V219H224V224H223V226H219L218 224L220 223V221H222V217L221 216H224V215H221L220 216V213H219V211H217L218 209H216L217 207H218V205H217V207L216 206H214V203L215 202H217L216 200H217V197L216 196H207L206 195V191H204L202 188H201V186H200V183H199V181H194L193 183H191ZM229 184V183H228ZM88 185V184H87ZM86 185V186H87ZM97 185V184H96ZM101 185V184H100ZM140 185H143L144 186V184H140ZM146 185V186H147ZM153 185V184H152ZM181 185V186H180ZM24 186V187H23ZM90 186H92V185H90ZM104 186V185H103ZM111 186V185H110ZM109 186V187H110ZM137 186H138V184H137ZM142 186V187H143ZM154 186V185H153ZM158 187H162V186H159V185H157ZM167 186V185H166ZM179 186H180V188H179ZM251 186H249V187H251ZM254 186L252 187V188H254ZM76 187H78V186H76ZM97 187H98V185H97ZM106 187H108V185L106 186ZM124 187H126V186H124ZM140 187V186H139ZM139 187H136V188H139ZM152 187V186H151ZM157 187V188H158ZM189 187V186H188ZM225 186H223L221 189H218L217 191V193H222V192H224L225 194L227 193L228 195H230L228 198H227V201L229 202L228 203V206L227 207H229V209H230V211H229V213H231L230 215H231V219L230 220H233V221H235V223H239V224H241L242 222V215H241V213H240V211L238 210V209H236V208H234V206H233V204H235V203H238L239 202V197H241V196H243V195H241V196H234L233 195V193H231V191L228 189V187L227 188H224ZM54 188V187H53ZM80 188V187H79ZM92 188V187H91ZM117 188H118V186H117ZM121 188H123V187H121ZM120 188V189H121ZM136 188H134V190H136ZM141 188V187H140ZM146 188H149V186H147ZM163 188V187H162ZM185 188H187V187H185ZM184 188V189H185ZM74 189H76V188H74ZM88 189L89 190H87V188L85 189V187H82V190L80 189V190H78L77 191V193H76V190H75V194H76V196L75 197H77V199L79 198V200L81 199V204H79L80 205V208L79 209H81L80 211H82V212H84L86 215H88V216H91L92 217V221L95 223L96 222V224H95V227L97 228V230L95 231H92V229H87L86 230V232H87V234H92L93 232L97 235V238H101V239H103V238H105V240H107L109 243H111V242H113V241H118V244H119V242H123V241H125V242H127V244H130V245H132L131 243L134 241V240H136V235H137V233L139 232V230H140V228H141V230H142V225L139 223V220L143 217V215H144V213H143V215H137V216H135L136 217V219H135V217L133 218V221L135 222V223H133L134 225L133 226H131V228H129V227H126L125 226V224L123 225V224H121V223H118V221H117V219H116V217L115 216H112L111 214V216L110 215H108L107 213V209H105V208H109V206H107V207H105L104 208V206L101 204V202H98L97 201V197H96V194L97 193H94L95 191H93V189H94V187L91 189L92 191H90V188H89V186H88ZM104 189V188H103ZM109 188H107V190H108ZM113 189V188H112ZM124 189V188H123ZM131 189V188H130ZM143 189V188H142ZM145 189V188H144ZM143 189V190H144ZM161 189V188H160ZM165 189H166V187H165ZM172 189H173V187H172ZM171 189V190H172ZM244 189V188H243ZM258 189V188H257ZM24 190V189H23ZM28 190H26V191H28ZM45 190V189H44ZM125 191H126V189H124ZM129 190V189H128ZM138 190V189H137ZM136 190V191H137ZM141 190V189H140ZM142 190V193H144V191ZM151 190V189H150ZM155 190V189H154ZM158 190V189H157ZM163 190V189H162ZM248 189H246L245 190V193L246 194H244L245 196L247 195V191ZM255 190H256V188H255ZM71 191H74V190H71ZM99 191V190H98ZM106 191V190H105ZM145 191H147V190H145ZM156 191V190H155ZM166 191V190H165ZM210 191V190H209ZM244 191V190H243ZM253 191V190H252ZM258 191V190H257ZM113 192V191H112ZM117 192H119V191H117ZM134 192V191H133ZM157 192V191H156ZM158 192H161L160 190L158 191ZM157 192V193H158ZM163 192V191H162ZM167 192V191H166ZM173 192V191H172ZM250 192V191H249ZM30 193V192H29ZM63 193V192H62ZM105 193V192H104ZM106 193H108V191L106 192ZM123 193V192H122ZM125 193V192H124ZM135 193V192H134ZM137 193V192H136ZM156 193V194H157ZM168 193L170 194V192H169V189H168ZM167 193V194H168ZM177 193V192H176ZM175 193V194H176ZM183 193V192H182ZM181 193V194H182ZM211 193V192H210ZM256 193V192H255ZM99 194V193H98ZM109 194V197H110V193H108ZM118 194V193H117ZM129 194H130V191H129ZM133 194V193H132ZM138 194H140L139 192H138ZM150 193H146V195L145 196H147V195H149ZM160 194V193H159ZM167 194H165V195H163V193H162V196H165V198H166V195ZM168 194V195H169ZM173 194V193H172ZM174 194V195H175ZM181 194H178L177 193V195H179V196H182ZM184 194V195H185ZM212 194V193H211ZM19 195V194H18ZM27 195H29V194H27ZM44 195V194H43ZM100 195V194H99ZM106 195V194H105ZM104 195V196H105ZM125 195V197H126V194H124ZM137 194H135L134 196H136ZM141 195V194H140ZM144 194H142L141 196H143ZM167 195V196H168ZM173 195V196H174ZM183 195V196H184ZM188 195H185L186 197L188 196ZM60 196H61V193H60ZM60 196H59V199H60ZM98 196V195H97ZM101 196H102V193H101ZM116 196V195H115ZM120 197H121V195H119ZM118 196V197H119ZM132 196V195H131ZM138 196V195H137ZM155 197H156V195H154ZM172 196V195H171ZM225 196V195H224ZM29 197H30V195H29ZM107 197H108V195H107ZM118 197H116L115 199H117ZM120 197L118 198L119 200H120ZM124 197V196H123ZM122 197V198H123ZM124 197V198H125ZM140 197V196H139ZM150 197V196H149ZM153 197V194H152V196H151V198ZM169 197V196H168ZM177 197V200L179 199L178 198V196H176ZM186 197H184L185 199H186ZM248 198H249V193H248V196H247ZM22 198V197H21ZM61 198H62V196H61ZM66 198V197H65ZM128 198H130L129 196H128ZM142 197H140V198H138V200L139 199H141ZM147 198V197H146ZM156 198H158V196L156 197ZM163 197H161V199H162ZM174 198H175V196H174ZM189 198V197H188ZM224 198V197H223ZM243 198V197H242ZM19 199V198H18ZM102 199H103V197H102ZM125 199H127V198H125ZM170 199V198H169ZM173 198H171V200H172ZM180 199H182L183 200V198H180ZM180 199H179V201H180ZM225 199V198H224ZM30 200V199H29ZM104 200V199H103ZM102 200V201H103ZM109 200V199H108ZM144 200H146V199H144ZM154 200H157V199H155L154 198ZM159 200V199H158ZM168 200V198H166V201ZM176 199H175V201L176 202H178ZM181 200V201H182ZM243 200V199H242ZM250 200V199H249ZM69 201V200H68ZM105 201H107V200H105ZM127 201V200H126ZM128 201H130V200H128ZM135 201V200H134ZM133 201V202H134ZM140 201V200H139ZM153 201V200H152ZM162 201H164V200H161V204H162ZM170 201V200H169ZM172 201H174V199L172 200ZM180 201V202H181ZM184 201V200H183ZM182 201V202H183ZM247 201V200H246ZM60 202H61V200H60ZM63 202V201H62ZM70 202V201H69ZM114 202V201H113ZM131 202V201H130ZM132 202V203H133ZM138 202V201H137ZM143 203V199H142V201H140L139 203ZM147 202V201H146ZM243 202V201H242ZM248 203H249V201H247ZM157 204H158V202H156ZM167 203H169V202H167ZM170 203H172V202H170ZM169 203V204H170ZM188 203V202H187ZM57 204V203H56ZM126 204L127 203H125V207H126ZM144 204V203H143ZM151 204V203H150ZM166 204V203H165ZM173 204V203H172ZM172 204H170V206L169 207H171V206H173ZM176 204V203H175ZM178 204H179V202H178ZM181 204V203H180ZM179 204V205H180ZM219 204V203H218ZM247 204V203H246ZM51 205V204H50ZM68 205V204H67ZM119 205H122V202H121V204H119ZM131 206H132V204H130ZM139 205H141V204H139ZM145 205V204H144ZM147 205V204H146ZM162 205H164V203L162 204ZM166 205H168V204H166ZM216 205V204H215ZM224 205H226V204H224ZM244 205V204H243ZM255 206H257L256 204H254ZM135 206H137L138 207V205H135ZM134 206V207H135ZM142 206V209H143V205H141ZM141 206H140V208H141ZM161 206V205H160ZM175 206V205H174ZM176 206H177V204H176ZM175 206V207H176ZM245 206V205H244ZM247 206V205H246ZM56 207V206H55ZM112 207H114L113 205H112ZM122 207V206H121ZM125 207L123 208V209H125ZM133 207V208H134ZM137 207H135V208H137ZM145 207L146 206H144V209H145ZM150 207V206H149ZM149 207H148V209H149ZM158 207H159V205H158ZM166 207V206H165ZM174 207V208H175ZM216 207V208H215ZM237 207V206H236ZM2 208V207H1ZM71 208V207H70ZM69 208V209H70ZM129 208V207H128ZM132 208V209H133ZM147 208V207H146ZM162 208H163V210H164V206H162ZM161 208V209H162ZM172 208V207H171ZM174 208L172 209L173 211H174ZM177 208H178V206H177ZM179 208L181 209V207L179 206ZM178 208V209H179ZM183 208H184V206H183ZM182 208V209H183ZM257 208H258V206H257ZM132 209H130V211H128V212H132ZM168 209H170V208H168ZM176 209V208H175ZM181 209V210H182ZM228 209V210H229ZM49 210H50V208H49ZM60 210H61V208H60ZM65 210H66V208H65ZM64 210V211H65ZM110 210V209H109ZM108 210V211H109ZM117 210V209H116ZM121 210V209H120ZM127 209H125L124 211H126ZM133 210H135V209H133ZM136 210H138V209H136ZM147 210V209H146ZM171 210V209H170ZM171 210V211H172ZM180 210V211H181ZM225 210V209H224ZM256 210H258V209H256ZM261 210V211H262ZM75 212H76V210H74ZM79 211V212H80ZM112 209H111V213H112ZM142 211V210H141ZM154 211V210H153ZM165 211H166V209H165ZM177 211H179V210H177ZM115 212H117V211H115ZM123 212V211H122ZM134 212V211H133ZM136 212V211H135ZM138 212V211H137ZM147 212V211H146ZM150 212H152V210H150ZM149 212V213H150ZM161 212V211H160ZM168 212V211H167ZM185 212V211H184ZM259 212V211H258ZM59 213H61V217L59 218V219H57V222L56 223H54V224H49V223H44L45 221H42V219H41V224H40V226H38V231L36 232H32L31 230H27L26 232H24V233H21V234H19V235H17V238L19 239V238H22L23 240H24V243L22 244L17 238H14V239H11V238H7L6 240H5V238L3 239V241L1 242L2 244H3V246H2V248L4 247V249L3 250H5V252L4 253H2L1 254V256H0V264H14V262H16L17 261V263H18V258L17 257H21V260H22V258L23 259H29V260H32L31 258H28V253H26L27 251H26V247H28L27 246V241H30V242H35V239H34V237H36V239L38 238L37 237V234L39 235V237H40V239L39 240H41V241H45L46 243H44V248H45V250H47L48 252H50L51 254H52V250H54V252L53 253H58L59 254V256H58V258L60 259V260H58V261H64V259H63V257L64 256H67V258L69 257V258H71V259H74L73 257L74 256H76V254H77V252L79 251L78 250V246H80L79 244H78V242H77V237L79 236H77L76 235V233L77 232H79L78 230H77V228L78 227H76V226H73V225H70L69 224V222H68V216H66V213L64 214L63 213V211H61V212H59ZM142 213V212H141ZM149 213H148V218H149ZM154 213V212H153ZM153 213H150V214H152V217H155L154 215H155V213H154V215H153ZM171 213V212H170ZM174 213V212H173ZM182 213V212H181ZM229 213H227V215L229 214ZM126 214V213H125ZM134 215L136 214V213H133ZM168 214V213H167ZM191 214V213H190ZM20 215V214H19ZM32 215V214H31ZM70 215V214H69ZM114 215V214H113ZM128 215H129V213H128ZM131 215V217H132V213L130 214ZM256 215V214H255ZM21 216V215H20ZM122 216V215H121ZM184 216V214L182 213V214H174V215H172V216H170V218H169V216H168V218L170 219L169 221H170V227L172 226V228L174 227L173 225L176 223V222H178L179 220L180 221H182V217ZM187 216V215H186ZM190 216V215H189ZM38 217H39V213H38ZM57 217V216H56ZM115 217V218H114ZM128 217V216H127ZM145 217V216H144ZM152 217H151V219H152ZM159 217V216H158ZM34 217H32L31 216V219H33ZM129 218V217H128ZM146 218V217H145ZM147 218V219H148ZM160 218V217H159ZM164 218V217H163ZM162 218V219H163ZM193 218V217H192ZM30 219V220H31ZM91 219V218H90ZM155 219H157L156 217H155ZM152 220V222L153 221H156V220ZM167 219V217H165L164 218V221H167L166 220ZM190 219V218H189ZM196 219V218H195ZM54 220V219H53ZM52 220V221H53ZM121 220V219H120ZM124 220H125V217H124ZM150 220V219H149ZM158 220V219H157ZM199 220V219H198ZM200 220V221H201ZM51 221V220H50ZM56 221V220H55ZM88 221H90V220H88ZM87 221V222H88ZM126 221V220H125ZM141 221V220H140ZM148 221V220H147ZM147 221H145V222H147ZM188 221H190V220H188ZM188 221H185V223L187 222V224H189V222ZM197 221V220H196ZM232 221V222H233ZM48 222V221H47ZM99 222V223H98ZM160 222V221H159ZM195 222V221H194ZM219 222V223H218ZM231 222V221H230ZM52 223V222H51ZM92 223V222H91ZM90 223V224H91ZM126 223H127V221H126ZM155 223H157V222H155ZM162 223V222H161ZM161 223H159V224H161ZM164 223V222H163ZM169 223V222H168ZM235 223H234V225H235ZM72 224V223H71ZM78 224V223H77ZM142 224H144V223H142ZM154 224V223H153ZM159 224H156V225H158V226H161V225H159ZM165 224V223H164ZM190 224H191V222H190ZM79 225V224H78ZM89 225V224H88ZM176 225V224H175ZM183 225H184V223H183ZM186 225V224H185ZM261 225V224H260ZM35 226V225H34ZM85 227H86V225H84ZM90 226V225H89ZM149 226V225H148ZM162 226H163V224H162ZM169 226V225H168ZM188 226V225H187ZM191 226V225H190ZM237 226V225H236ZM22 227H24V226H22ZM33 227V226H32ZM31 227V228H32ZM37 227V226H36ZM116 227L119 229V230H117V233H114V230L116 229ZM147 226H145V228H146ZM189 227V226H188ZM192 227V226H191ZM34 228V227H33ZM115 228V229H114ZM144 228V227H143ZM148 228V227H147ZM161 228V227H160ZM166 228H167V225H166ZM241 228V227H240ZM11 229V228H10ZM114 229V230H113ZM164 229V228H163ZM170 229V228H169ZM187 229V228H186ZM82 230V229H81ZM143 230H145V229H143ZM153 230V229H152ZM156 230V229H155ZM159 230H161V229H157V231H155V232H158ZM168 230V229H167ZM174 230H176V228L174 229ZM24 231V230H23ZM29 231H31V232H29ZM85 231V230H84ZM91 231H92V233H91ZM116 231V230H115ZM150 231V230H149ZM148 231V232H149ZM223 231V230H222ZM85 232V233H86ZM154 232V231H153ZM161 232V231H160ZM167 232V231H166ZM165 232V233H166ZM170 232V231H169ZM81 233V232H80ZM93 233V235H91L92 237H91V239L93 238L94 239V237L93 236H95L96 237V235ZM142 233V232H141ZM140 233V234H141ZM144 233V232H143ZM147 232H146V230H145V234H146ZM151 233H152V231H151ZM163 233V232H162ZM161 233V234H162ZM28 234V235H27ZM90 234H89V236L88 237H90ZM149 234V233H148ZM157 234V233H156ZM183 234V233H182ZM153 235V234H152ZM158 235H159V233H158ZM166 235H168V234H166ZM238 235V234H237ZM5 236V235H4ZM77 236V237H76ZM83 235H81V237H82ZM84 236H87V235H84ZM139 236V235H138ZM141 237H142V235H140ZM80 237V236H79ZM78 237V238H79ZM145 237V236H144ZM166 237V236H165ZM170 237V236H169ZM85 238V237H84ZM172 238V237H171ZM171 238H170V240H171ZM174 238V237H173ZM172 238V239H173ZM82 239V238H81ZM96 239V238H95ZM93 240V244L92 245H94L95 246V241L96 240ZM100 239V240H101ZM210 239V238H209ZM26 240V241H25ZM80 240V239H79ZM83 240V239H82ZM86 240V239H85ZM98 240V239H97ZM99 240V242H101ZM104 240V239H103ZM141 240V239H140ZM175 240V239H174ZM89 241V240H88ZM226 241V240H225ZM228 241V240H227ZM226 241V242H227ZM230 241V240H229ZM97 242V241H96ZM98 242V243H99ZM103 242V241H102ZM106 242V241H105ZM107 242V243H108ZM138 242V241H137ZM140 242V241H139ZM173 242V241H172ZM175 242V241H174ZM208 242V241H207ZM246 242V241H245ZM98 243H96V246H97V244ZM104 243V242H103ZM197 243V242H196ZM214 243V242H213ZM222 243V242H221ZM221 243H219V241H218V244L220 245ZM259 243V242H258ZM1 244V245H2ZM81 244H82V241H81ZM85 244H87V243H85ZM89 244H90V242H89ZM89 244H87V245H89ZM112 244V243H111ZM117 244V243H116ZM134 244V243H133ZM137 244V243H136ZM145 244V243H144ZM173 244V243H172ZM227 244V243H226ZM229 244V243H228ZM250 244V243H249ZM257 244V243H256ZM262 243L260 242V245H261ZM31 245V244H30ZM84 245V244H83ZM87 245H86V247H87ZM92 245H91V247H92ZM103 245H105V244H103ZM102 244H101V246H103ZM122 246H123V244H121ZM126 245V244H125ZM130 245H128V246H130ZM140 245V244H139ZM175 245V244H174ZM206 245V244H205ZM213 245V244H212ZM211 245V246H212ZM215 246H216V243L214 244ZM213 245V246H214ZM218 245V246H219ZM225 245V244H224ZM258 245V244H257ZM37 246H38V244H37ZM82 246V245H81ZM90 246V245H89ZM93 246V247H94ZM118 246V245H117ZM213 246L211 247V248H213ZM229 246V245H228ZM227 246V247H228ZM31 247H33V246H31ZM99 247V246H98ZM133 247H135V246H133ZM171 247V246H170ZM189 247V246H188ZM207 247H209V246H207ZM222 248V249H220V250H214V251H199L200 253H189V255H185L184 253V256H183V254L181 255V257H179V256H177L178 258H181V263L182 264H260V262H261V260L263 261V257H264V249H256L255 250V248H253V246H249V245H243V243H242V245L241 246H239L238 247V249H236L237 248V246H234V247H236V248H234L233 247V249H230V248ZM35 248V247H34ZM81 248V247H80ZM95 248V247H94ZM123 248V247H122ZM129 248V247H128ZM145 248V247H144ZM204 248H206L205 246H204ZM203 248V249H204ZM210 248V249H211ZM216 248V247H215ZM232 248V247H231ZM113 249V248H112ZM202 249V248H201ZM207 249V248H206ZM219 249V248H218ZM39 250V249H38ZM41 250V249H40ZM81 250V249H80ZM94 250V249H93ZM143 250V249H142ZM186 250V249H185ZM2 251V250H1ZM37 251V250H36ZM114 251V250H113ZM126 251V250H125ZM129 251V250H128ZM186 251H189V250H186ZM192 251H194V249L192 250ZM191 251V252H192ZM29 252V251H28ZM47 252V253H48ZM97 252V251H96ZM181 252V251H180ZM179 252V253H180ZM182 252H183V249H182ZM185 252V251H184ZM26 253V254H25ZM40 253V252H39ZM38 253V254H39ZM42 253H43V251H42ZM82 253V252H81ZM121 253V252H120ZM128 253V252H127ZM131 253V252H130ZM25 255V257L23 256L22 257V255ZM41 254V253H40ZM50 254V255H51ZM36 255H37V253H36ZM119 255V254H118ZM102 256V255H101ZM133 256V255H132ZM13 257V259H11ZM37 257V256H36ZM42 257V256H41ZM100 257V256H99ZM122 257V256H121ZM176 257V256H175ZM175 257H173V258H175ZM18 260H17V259ZM47 258V257H46ZM173 258H171L172 260H173ZM40 259V258H39ZM90 259V258H89ZM168 259V258H167ZM166 259V260H167ZM35 260V259H34ZM49 260V259H48ZM165 260V262H167ZM168 260H170V259H168ZM175 260V259H174ZM174 260H173V262H174ZM179 260V259H178ZM20 261V260H19ZM44 261H45V259H44ZM43 261V262H44ZM46 261H47V259H46ZM126 261V260H125ZM37 262L39 263V261L37 260ZM78 262V261H77ZM172 262V261H171ZM40 263H42V262H40ZM49 264H50V261L48 262ZM56 263V262H55ZM59 263V262H58ZM72 263V262H71ZM94 263V262H93ZM157 263V262H156ZM168 263V262H167ZM264 263V262H263ZM16 264V263H15ZM23 264V263H22ZM26 264H28V262L26 263ZM57 264V263H56ZM60 264V263H59ZM76 264V263H75ZM133 264V263H132ZM148 264H150V263H148ZM152 264V263H151ZM158 264V263H157ZM160 264V263H159ZM170 264V263H169ZM261 264H262V262H261Z\"/></svg>","mask_w":264,"mask_h":264},{"label":"clouds","instance_id":"obj_3","mask_svg":"<svg viewBox=\"0 0 264 264\" xmlns=\"http://www.w3.org/2000/svg\"><path fill=\"white\" fill-rule=\"evenodd\" d=\"M39 11V8L32 9L30 7V0H16L9 13L8 23L10 25L28 26L33 23ZM118 93L122 105L137 111H147L155 102V97L151 93L130 83L122 82ZM17 118H20V114H17Z\"/></svg>","mask_w":264,"mask_h":264}]
</instances>
